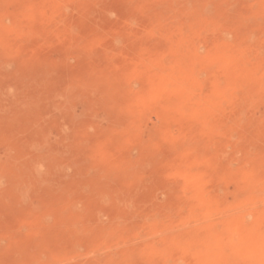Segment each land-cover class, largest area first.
Wrapping results in <instances>:
<instances>
[{
	"label": "bare ground",
	"instance_id": "obj_1",
	"mask_svg": "<svg viewBox=\"0 0 264 264\" xmlns=\"http://www.w3.org/2000/svg\"><path fill=\"white\" fill-rule=\"evenodd\" d=\"M8 1L9 0H0V10L4 9L6 7V3H7V6L9 5L8 4ZM10 1H13V0H10ZM16 1H22V0H16ZM24 1V0H23ZM46 1V0H45ZM49 0H47L48 2ZM51 1V0H50ZM59 1V0H57ZM64 1V0H63ZM74 1V0H73ZM77 1V0H76ZM75 1V2H76ZM81 1V0H80ZM136 1V0H134ZM140 1V0H139ZM137 0V2H139ZM149 1V0H148ZM163 1V0H162ZM171 1V0H170ZM176 1H179V0H175V5H173V1L172 2H169L167 0V3H166V6L168 4V2L170 3V6L168 4V8L170 10V12L172 13L171 15L173 16L174 15V18L170 19L168 18L164 24L160 22V25L159 26H154L155 24V20L156 18L154 19V25L151 24V25H148L149 27H147V29L145 28V30H148L146 34V36L143 34V38L144 36L147 38L149 37V39L147 38H144V41L148 40L150 45L151 44H155L154 42L155 41H158L157 39H159V37L157 38V36H161L166 33L167 31H170L171 29H182V28H185V25H190V23H192L193 25V20L197 18L198 15H202L206 12H210V11H206V6L207 5H210L212 4L213 2L218 4V9L217 11L213 14L212 16V19L207 21V23L205 24V28H204V33L205 35L207 34L209 36L208 40L212 42V46H215L217 44V42L220 44L219 45V48L221 47L222 48V43H225V42H219V37H217V33H218V36H219V33H221V31H225L226 33L228 32H234L236 34V37L237 40H235L234 38V41H236V45H233L231 44V47H229L230 43L228 46H226L224 44V47H228L225 48V53H226V50L230 51V55H228V58L227 60H223L224 62H226L227 65H231L233 64L234 62L237 64H239L240 62L242 64H244L246 66V69L251 72V71H254L256 70L258 67H259V62L261 60H263L261 57H260V53L262 52H259V49L262 47V49L264 50V35H262V37L260 36V39L257 43L256 39H255V45H253V41L251 43L250 41V37H253L252 35H255V32H256V35L261 32L262 33V30L264 32V28H262L261 30V27L262 25L264 26V23L261 24V22L259 23V21L257 22V17L259 18L258 15H261L264 16V12L263 14H261L262 11H258L260 9V7L264 10V3H261L262 6H259V9L257 10L258 12H254L253 15L254 17L256 16L257 14V17H256V22L254 24V22H247L248 21V17H247V21L244 23H240L238 27H234L236 24L234 22H231L229 23V25L231 24H235L233 25V27L230 25V26H223L222 24H224V22H222L226 17L230 16V15H234V13L237 12L238 8H237V5H240L238 4V2L235 0H202V8L199 9V10H194L196 11V13L194 12H191L189 7H187V9H183L185 6H182L183 8H181V5L179 3H181V0L180 2L177 4ZM239 1V0H238ZM27 5V1L25 0L24 1ZM29 2V1H28ZM32 2H34L32 0ZM52 2V1H51ZM55 2V0H54ZM53 2V3H54ZM69 1H67L68 3ZM72 2V1H71ZM78 2V1H77ZM142 1H140L141 3ZM154 2V1H153ZM153 2L151 1V3L149 4H153ZM157 2V1H156ZM244 1H242L243 3ZM255 2V0H254ZM257 2V1H256ZM259 2V1H258ZM13 3V2H12ZM17 3V2H16ZM30 3V2H29ZM37 5H41V0H35V2ZM42 3H44L42 1ZM62 4V2H59ZM99 3V2H98ZM98 3H89L88 6H89V10L92 14H96V16H98L99 18L100 17H104L103 15H105V12L107 10V7H104V6H100ZM113 3V2H111ZM148 3V2H147ZM172 3V4H171ZM11 4V3H10ZM15 4V3H13ZM19 4V2L17 3ZM50 4V3H49ZM48 4V5H49ZM52 4V3H51ZM50 4V5H51ZM55 4V3H54ZM53 4V6H54ZM72 4V3H71ZM107 4V3H106ZM119 4V3H118ZM136 4V3H135ZM142 4V3H141ZM155 4V3H154ZM153 4V5H154ZM177 4V5H176ZM207 4V5H206ZM247 4V3H246ZM260 4V3H259ZM35 6V4H33ZM46 5V4H45ZM49 5V6H50ZM78 5V4H77ZM85 5V4H84ZM104 5V4H103ZM109 5V4H108ZM107 5V6H108ZM117 5V3H116ZM180 5V8L179 6ZM242 5V4H241ZM245 5V4H244ZM11 6V5H10ZM16 7V5H14ZM18 6L17 5V9H18ZM24 6V5H23ZM29 6V5H28ZM32 5L30 4V7ZM44 6V5H43ZM56 6V4H55ZM114 6V5H113ZM127 6V5H126ZM159 6V5H158ZM249 6V5H248ZM37 8V6H35ZM51 7V6H50ZM71 7H74L75 6L72 4ZM85 7V6H84ZM120 7V6H119ZM122 7V6H121ZM132 7V6H131ZM156 7V6H155ZM242 7V6H241ZM247 7V6H246ZM10 8V7H8ZM21 8V7H20ZM24 8V7H22ZM26 8V7H25ZM43 8V7H42ZM47 8V7H45ZM49 8V7H48ZM57 8V7H56ZM55 8V9H56ZM73 8V10H75ZM112 8V7H111ZM109 8V9H111ZM115 8V7H114ZM135 8V7H134ZM167 8V9H168ZM249 8V7H247ZM30 9V8H29ZM27 9V11L29 10ZM33 9V8H32ZM41 9V7H40ZM54 9V10H55ZM59 9V7H58ZM80 9V7H79ZM85 9V8H83ZM108 9V10H109ZM123 9V7L121 8ZM127 9V8H126ZM133 9V8H132ZM141 9V8H140ZM156 9V8H155ZM155 9H153L155 11ZM180 9L183 11H180ZM196 9V8H195ZM241 9V8H239ZM244 9V7H243ZM252 9V6L251 8ZM249 9V10H250ZM261 9V10H262ZM6 10H7V7H6ZM31 10V9H30ZM38 10V9H36ZM44 10V8H43ZM52 10H53V7H52ZM53 10V11H54ZM70 10V9H69ZM77 10V8H76ZM76 10L74 11V13H76ZM113 9H111L112 11ZM115 10V9H114ZM124 10V9H123ZM136 10L138 11L137 7H136ZM142 10V9H141ZM164 11H169V10H166V7H163ZM161 10V11H162ZM242 10V9H241ZM4 11V10H3ZM17 11V10H16ZM20 12H23L22 9H19ZM26 11V10H25ZM23 12L24 14L27 12ZM49 13H50V9L48 10ZM47 11V12H48ZM51 12L50 14L48 13V15H52V13L54 14V12ZM56 11V10H55ZM65 11V10H64ZM81 11V10H80ZM110 11V10H109ZM133 11V10H132ZM135 12L134 10V13H130L128 14L124 20L125 21H128L130 24L131 22H135L137 21V24H139L140 26H142L141 24H144V23H147L146 21L148 20V17H150V14L152 13L150 10H147L145 12H143L142 14H139L138 12ZM158 11V10H157ZM164 11L161 12L162 14H164ZM206 11V12H205ZM246 11V10H245ZM251 11V10H250ZM256 11V10H254ZM7 12V11H5ZM9 12V11H8ZM46 12V11H45ZM58 11H56L57 13ZM66 12V11H65ZM85 12V11H84ZM83 12V13H84ZM122 12V11H121ZM126 12V11H125ZM156 12V11H155ZM159 12V11H158ZM179 12V13H178ZM213 12V11H212ZM247 12V11H246ZM10 13V12H9ZM13 13H14V10H13ZM12 13V14H13ZM19 13V12H18ZM28 13V12H27ZM90 13V14H91ZM110 13V12H109ZM114 13V12H113ZM169 13V12H167ZM242 13V12H241ZM245 13V12H244ZM256 13V14H255ZM15 14V13H14ZM13 14V15H14ZM21 14V13H20ZM28 14H32L29 13ZM73 14V12H72ZM72 14H69L70 17H72L71 15ZM123 14V13H122ZM155 14V13H154ZM209 14V13H208ZM206 14V15H208ZM211 14V13H210ZM2 13L0 14V17H1ZM22 15V14H21ZM27 15V14H26ZM33 15V14H32ZM35 15V14H34ZM40 15V14H39ZM75 15V14H73ZM153 15V14H152ZM157 15V14H156ZM159 15V14H158ZM165 15V14H164ZM163 15V17H164ZM247 15H249L247 13ZM6 16V15H5ZM25 16V15H24ZM53 16H56V15H53ZM68 16V15H67ZM66 15H59L57 17H53L52 18V21H51V27L53 25L54 29L62 34H66V33H69V31L72 29V25L68 19ZM162 16V15H161ZM196 16V18H195ZM246 14H244V18H245ZM30 17V16H29ZM106 17V16H105ZM104 17V18H105ZM205 17V15H204ZM209 16H207V19H208ZM234 17V16H233ZM250 17V15H249ZM22 18V17H21ZM20 18V19H21ZM31 18V17H30ZM75 18V17H74ZM158 18V17H157ZM206 18V17H205ZM2 19V18H0ZM5 17L4 19H2V21L0 23H2L1 26L2 28L4 27H7V25H3L5 24ZM16 19V18H15ZM18 19V18H17ZM94 19H96L94 17ZM107 19V18H106ZM118 19H121V18H118ZM152 19V17H151ZM162 19V18H160ZM164 19V18H163ZM206 19V20H207ZM264 19V18H263ZM23 20V19H22ZM38 20V19H37ZM36 20V21H37ZM73 20V19H72ZM150 20V19H149ZM204 20V19H203ZM4 21V22H3ZM21 21V20H19ZM24 21V20H23ZM99 21V20H98ZM105 21V20H104ZM121 22V20H119ZM165 20H163L162 22H164ZM201 21V20H200ZM8 22V21H7ZM22 22V21H21ZM72 22V21H71ZM139 22V23H138ZM159 22V20H158ZM197 22V21H196ZM217 22H222L220 25L221 26H218L217 27ZM226 22V21H225ZM46 23V21L44 22ZM43 23V25H44ZM77 23V22H76ZM99 23V22H98ZM103 23V22H102ZM107 23V22H106ZM119 23V22H118ZM151 23V22H150ZM226 23V24H228ZM259 23V24H258ZM9 24V23H8ZM20 24L19 23V29L21 28L20 27ZM22 24L24 25V23L22 22ZM82 24V23H81ZM93 24V23H92ZM95 24V23H94ZM101 24V22H100ZM104 24V23H103ZM158 24V23H156ZM17 24H15L16 26ZM26 25V23H25ZM24 25V26H25ZM47 25V24H46ZM45 25V26H46ZM50 25V24H48ZM113 25V24H112ZM129 25V24H128ZM133 25V24H132ZM137 25V27L139 26ZM145 25V24H144ZM36 26V25H35ZM42 26V25H41ZM94 26V25H93ZM101 27V25H99ZM106 26V25H105ZM103 26V27H105ZM108 26V24H107ZM120 26V24H119ZM119 26H116L119 28ZM131 26V25H130ZM128 27L126 28V30L124 31V38H125V43H126V46H125V49L126 50H130L133 48V46L137 43L138 45V40L139 38H141L142 34L140 32V30H137V27L136 29H134L133 27ZM139 26V28H140ZM147 26V25H146ZM194 26V25H193ZM200 26V25H199ZM237 26V25H236ZM10 27V26H8ZM29 27V24L26 28ZM51 27H45V28H48L49 29V32H50V28ZM92 27V26H91ZM96 27V26H95ZM109 27L110 24H109ZM108 29L110 30L111 28H113V26L111 28ZM126 27V25H125ZM191 27V26H190ZM17 29V26L14 27ZM30 28V27H29ZM43 28V27H42ZM75 27L73 26V29ZM82 28V27H81ZM121 28V27H120ZM13 29V28H12ZM41 29V27H40ZM46 29V31L48 30ZM76 29V28H75ZM99 29V28H98ZM115 29V27L113 28ZM122 29H124L122 27ZM22 30V29H21ZM21 30L19 31H16V33H18L19 35V32H21ZM86 30V29H85ZM102 32H104V30L106 31V28L103 30L101 29ZM112 30V29H111ZM174 30V31H176ZM187 29L185 28V31ZM259 30V32H257ZM14 31V29H13ZM25 31H28V30H24L23 29V34H26ZM90 31V30H89ZM100 31V29H99ZM98 31V32H99ZM115 31V30H114ZM117 31V30H116ZM184 31V32H185ZM30 32V31H29ZM72 31H70L71 33ZM95 32V31H94ZM113 32V31H112ZM118 32V31H117ZM121 32V31H120ZM144 32V31H143ZM51 33V32H50ZM116 33V32H115ZM233 33V34H234ZM73 34V32H72ZM94 34V33H93ZM101 34V33H100ZM123 34V33H122ZM260 34V33H259ZM54 35V34H53ZM109 35V34H107ZM118 34H116V37H117ZM148 35V36H147ZM171 35V34H170ZM169 32H168V35L165 36L166 38L168 37L169 38ZM174 35V34H173ZM172 35V36H173ZM221 35V34H220ZM255 35V36H256ZM13 36V34H12ZM15 36V35H14ZM50 36V35H49ZM91 36V35H90ZM94 36V35H93ZM96 36V35H95ZM111 36V35H110ZM121 36V34H120ZM184 36V35H183ZM203 36V35H202ZM225 36V35H224ZM259 36V35H257ZM2 37V36H1ZM6 37V35H5ZM11 37V36H10ZM21 37V36H20ZM39 37V36H38ZM54 37V36H53ZM71 37V36H70ZM92 37V36H91ZM98 37V36H97ZM101 37V36H100ZM108 37V36H107ZM106 37V38H107ZM113 37V36H112ZM111 37V38H112ZM164 37V38H165ZM175 37V36H174ZM204 37V36H203ZM16 38V37H15ZM19 38V37H18ZM51 38V36H50ZM65 38V37H64ZM105 39V37H103ZM165 38V39H166ZM170 38H172L170 36ZM202 38V37H201ZM207 38V37H206ZM227 38V37H226ZM256 38V37H255ZM54 39V38H53ZM73 39V37H72ZM98 39V38H97ZM100 39V38H99ZM110 39V38H109ZM117 39V38H116ZM114 39V41L116 40ZM146 39V40H145ZM205 39V38H204ZM252 39V38H251ZM36 40V39H35ZM59 40V39H58ZM64 40V39H63ZM93 40V39H92ZM102 40V38H101ZM167 40V39H166ZM165 40V41H166ZM170 40V39H169ZM223 40V38H222ZM232 40V39H231ZM249 40V41H248ZM13 41V40H12ZM11 41V42H12ZM17 41H19L17 39ZM16 41V42H17ZM68 41H69V38H68ZM67 41V42H68ZM108 41V40H107ZM120 41H121V38H120ZM140 41V40H139ZM143 41V40H142ZM247 41V42H246ZM15 42V43H16ZM22 42V40L19 42V44ZM35 42V41H34ZM64 42V41H63ZM70 42V41H69ZM73 42V41H72ZM82 42V41H81ZM103 42V41H102ZM110 42V41H109ZM116 42V41H115ZM159 42V41H158ZM162 42V41H161ZM39 43V42H37ZM36 43V44H37ZM51 43V42H50ZM95 43V42H94ZM97 43V42H96ZM98 43H101V42H98ZM105 43V42H104ZM122 43V42H121ZM124 43V44H125ZM169 43V42H168ZM194 43V42H193ZM17 44V43H16ZM32 44H34L33 42L31 43V46H33ZM78 44V43H77ZM81 44V43H80ZM103 44V43H102ZM106 44V43H105ZM109 44V43H107ZM106 44V45H107ZM215 44V45H214ZM35 45V44H34ZM45 45V44H44ZM43 45V46H44ZM54 45V44H52ZM74 45V44H73ZM99 45V44H98ZM98 45H96L98 47ZM171 45V43H170ZM1 46V45H0ZM17 46V45H16ZM21 46V45H20ZM19 46V47H20ZM38 46V45H37ZM40 46V44H39ZM47 46V45H46ZM45 46V47H46ZM57 46V44L55 45ZM54 46V47H55ZM68 45H66L67 47ZM124 46V45H123ZM139 46V45H138ZM137 46V47H138ZM197 46V45H196ZM72 47V46H70ZM84 47V46H83ZM91 47V46H90ZM102 47V46H101ZM107 47V46H106ZM105 47V48H106ZM108 50L106 51V54H116L117 51L114 50L113 48L111 49V45L108 46ZM115 47V45H114ZM122 47V46H121ZM148 45L144 48L145 50L147 49ZM152 45L148 48H151ZM211 47V46H210ZM209 47V49H210ZM9 48H11L9 46ZM13 48V47H12ZM26 48V47H25ZM28 48V47H27ZM41 48H43L41 46ZM68 48V47H67ZM118 48V47H117ZM156 48L155 47H152V49ZM174 48V47H173ZM187 48V47H186ZM230 48V50H229ZM7 49V48H6ZM37 49H39L37 47ZM50 49V47H49ZM60 49V48H59ZM64 49V48H63ZM88 49V48H87ZM224 49V48H223ZM222 49V50H223ZM4 50V49H3ZM9 50V49H8ZM14 50V49H13ZM15 50L16 47H15ZM14 50V51H15ZM68 50V49H67ZM105 50V49H103ZM125 50V51H126ZM174 50V49H173ZM177 49H175L174 51H176ZM190 50V49H189ZM216 50H219L218 48H216ZM28 51V50H27ZM36 51V50H35ZM43 51V50H42ZM120 51V50H119ZM147 51V50H146ZM153 53H154V50H152ZM169 51V49H168ZM221 51V50H219ZM8 52V51H6ZM10 52V51H9ZM23 52H24V48H23ZM30 52V51H29ZM38 52V51H37ZM66 52V51H64ZM68 52V51H67ZM121 52H124L121 51ZM131 52V51H130ZM135 52V51H134ZM171 52V51H169ZM210 52H212L210 50ZM217 53V51H214ZM212 52V54L214 53ZM16 53V52H15ZM45 53V52H44ZM104 53V52H103ZM138 53V52H137ZM136 53V54H137ZM144 53V52H143ZM151 53V51L149 52ZM152 53V54H153ZM3 54V53H2ZM83 54V53H81ZM105 54V55H106ZM124 54V53H123ZM122 54V55H123ZM152 54H149L152 56ZM201 54V53H200ZM205 54V53H204ZM209 54V53H208ZM215 54V53H214ZM221 54V53H220ZM223 54V53H222ZM221 54V56H222ZM32 55V54H31ZM37 55V54H36ZM35 55V56H36ZM119 56L121 55L118 54ZM121 55V57H122ZM127 55V54H126ZM133 55V54H132ZM217 55V54H216ZM227 55V54H225ZM17 56V55H16ZM89 56V55H88ZM104 56V55H103ZM102 56V57H103ZM108 56V55H107ZM110 56V55H109ZM117 56V58L119 57ZM130 56V54L128 55V57ZM148 56V55H147ZM198 56V55H197ZM264 56V55H263ZM6 57V56H3V58ZM91 57V56H90ZM111 57V56H110ZM125 57V56H124ZM199 57V56H198ZM201 57V56H200ZM223 57V56H222ZM226 57V56H225ZM21 58V57H20ZM37 58V57H36ZM42 58V56H41ZM85 58V57H84ZM113 58H115V56H113ZM145 58V57H143ZM205 58V57H204ZM26 59V57H25ZM79 59V58H78ZM94 59H95V56H94ZM109 59V58H108ZM112 59V58H111ZM124 59V58H123ZM130 59V58H129ZM158 59V58H157ZM182 59V57H181ZM191 59V58H190ZM189 59V60H190ZM198 59V58H197ZM203 60V58H200ZM10 60V59H9ZM62 60V59H61ZM61 60H54L52 58H45V59H38V60H35L34 58V62L32 60L31 64L28 65V67L24 68V73H15V74H9L7 73L4 69H1V67H3V59H2V56L0 55V138L2 139H6L9 143H10V147L12 150L15 151V154L12 155L11 160L9 161L8 159V162L6 164H1L0 163V191H3L1 193H5V197H1L0 195V206L2 207H7L9 206L8 208H4V210L6 209H10L11 211H16L18 213H15V214H20V216H25L28 218V220L30 219L32 221V223H34V228H28V231L26 230V232H29V229L31 230L30 233L26 236V238L23 240L24 242H21L20 245H19V248L18 250H15V251H12L11 249V252H7L6 251V255H7V258L4 259V262L5 264H20L22 263L23 261H27V264L28 261L31 263V264H42L41 261L44 259H42V257L40 258L41 261L37 260V253H39L41 250L39 247L43 245L46 246V249H48L49 253L46 251V250H43V248H41L43 251L42 255L44 254L45 256V253H46V258L48 259L46 263L44 264H169V259L170 258H175V257H183L184 260L187 262H185V264H215L214 262H217L219 264H234L236 262H231V257L230 256H234L236 255L238 257V254L240 255V253L242 251H246V252H249L246 253L245 255H249V258L246 259V261L244 263H241V264H259L258 262L261 261L262 259H264V230H263V226L261 225V222H263L264 220V212L260 213L258 212L259 214L257 215V221L260 220L259 222H255V224L253 226H250L247 228V226L245 225V222L241 219H237L235 220V222H233V224H235V226L233 227V229H231L232 227L230 226V224H232L229 220H227L228 222H225L226 226H227V231L221 233L217 230L218 228V223L216 224V222H211L209 220V218L211 217L212 218V214L217 212L219 214H225V213H228V211L231 209V206L230 204L223 199H221L220 197L217 196H212L209 200L205 199V195H197L195 197V200L193 201L194 202V206L192 209L191 212H188V213H183V211L181 212L178 208L180 207L178 205V202L182 201H177L175 199V197H171V199L169 200V202H167L165 205H156V200L153 198L152 201H154L155 203H152V202H149L147 201V197L145 196L147 194V192L150 190L149 187L147 185H149L150 182H144L143 181V174H144V169H143V166L145 168V164H153L151 168H155V163L156 162H159V166L160 164L162 163H165L167 160L169 161V159L171 158V156L175 155V152L173 151L172 153V148L174 147L173 145H175L176 143V146L177 145H180V144H186V142H188V138H193L195 140V137H198L197 139L198 140H201L200 138H203V136H206L204 133H207V131L205 132L204 130H206V128H210V126L214 127L217 125V127L215 128H219L218 131L216 129V131L218 132L217 135L220 136L219 139H226L227 138V135H229L228 133H230V127L228 128V130H224L222 127H221V123L222 125L224 124L223 122L225 121V119H227L228 117L231 118V110L232 109H236V108H239V107H242V109H244L243 107H247V105H252V101L250 100H246L243 99L242 96L240 97H236L237 95V91H242L244 90L245 88V84H240L241 86H239V84H232L234 85L231 86V84L228 85V87H222V86H225V85H222L220 82V78L219 77H212V81H211V84L212 87H210V95L208 96H211L213 95L214 96V100L213 101L212 99V103H210L209 101H202V103H197L199 101L200 98L196 99V101H193V97L190 96L188 93L186 94L185 97H181V98H175L173 100L170 99V101L168 100L169 98L166 97V95H169V91H171V82L167 79H170L171 76L173 77H176V78H179L181 76V74L183 73L182 70H177L176 72H172L170 74L167 73V71L165 73H162V76L164 77H161L163 78V81L161 79V81L157 84V88L159 91V93H157V91H155L156 94H152V95H156L157 97L155 96H152L153 99H154V103L153 104H159L158 102H162V100L164 98H167L168 102H169V106L171 111L170 113L172 112V114H170V118L172 117V115L174 116V114H177V112H179L180 110H184L186 109V107L188 105H194L196 102L197 105L195 106L197 109L199 110H203L202 113H200V111L198 112L199 114L196 115V116H193L192 117V125H194L193 123L196 122V124L198 125L197 126V130L190 133V130L189 132L187 131V135L185 133V137H188L186 139V141L183 140V142L181 141L182 140V135L180 136V138L178 137V139H176L175 137V140L173 139V136H169V139H163V138H160L163 134V137H164V132L165 130H160V129H164L163 126H157L156 127V123L154 124L151 120V122L153 124H151V126L155 125V127H151L153 128L154 132L157 134H155V136H152L150 135V139H147V141H145L141 135V139L139 138L140 136H138V139L135 135H138V133H140L141 131V128H142V125L144 124H147L149 121H147V112L149 111L150 108H148L146 105H143L145 103H140V102H135L134 104H131L130 106H132L130 108V106L128 105H124L123 103H126V104H129L128 101L129 100H121L123 101L122 102V107L119 106L118 108H123L125 110L129 109L130 108V111H125V112H130L128 115L127 113L124 114L123 116H120L116 119L115 117H112L111 115V125L108 129H106V131H100L99 129L97 130V138L98 139H95V138H92V141L93 143L95 144V142H99L98 146L97 147H93V148H88L87 146L84 145L83 142H78L76 140H74V146H73V152L70 154V155H67L66 152L62 149H59V150H45L44 151L42 148H43V142L42 140L43 139H46L45 137L44 138H40V137H37L36 134H32L31 137L29 136V138H26V140L24 139H18L17 138V133H19L22 129H24V126H22V124H27L26 122L29 120H32V126H35L37 125V123L39 121H44V117L42 116L43 114L42 111L40 112L39 110L41 109L40 107H42L43 103H42V93H44V90H46V86L49 84V81L52 80V77L54 78L55 75H59L60 72H65L67 73L68 76H66V80H64L66 86L64 91H67L69 94H70V97L72 100H78V101H81L85 107L84 110L85 112L83 114H85V118H86V123H84V128L85 129H88L89 127L93 126L95 127L96 126V121H95V117L97 116V112L99 110H104L105 109V106L107 105L106 103L108 101H110L109 99H111V94L108 93V92H103L102 93V90L96 88V84L102 82L100 81L99 77H98V74L97 72H92L91 70L86 72V73H79L78 72H73L69 69H67L66 65L64 64L63 61ZM65 60V59H64ZM86 60V59H85ZM96 60V59H95ZM138 60V58H137ZM93 61V59H92ZM106 61V60H104ZM114 60H112L113 62ZM120 61V60H118ZM131 61V60H129ZM165 61V60H164ZM180 61V60H179ZM201 61V60H200ZM214 61V60H213ZM219 62V60H217ZM222 61V62H223ZM95 62V61H94ZM98 62V61H97ZM120 62H123L120 61ZM160 62V61H159ZM178 62V61H177ZM207 62H210L209 60ZM26 63V62H25ZM117 63V62H116ZM125 63H126V60H125ZM164 63V62H163ZM183 63V62H182ZM199 63V62H198ZM204 63V65H201L202 67L205 66V64H207L204 61H202V64ZM98 64V63H97ZM101 65H103V62L101 60V62L99 63ZM106 64V63H105ZM134 64V63H133ZM146 64V63H145ZM153 64V63H152ZM213 64V63H212ZM225 64V63H224ZM226 64L224 65L227 69V66ZM96 65V64H95ZM100 65V66H101ZM111 64H109V69L111 68L110 66ZM113 65V64H112ZM126 65V64H125ZM179 65V64H178ZM192 65V64H191ZM234 65V64H233ZM240 65V64H239ZM238 65V66H239ZM27 66V65H26ZM114 66V65H113ZM116 66V65H115ZM119 66V65H118ZM139 66V64H138ZM153 66V65H151ZM171 66V64L169 65V67ZM199 66V65H198ZM241 66V65H240ZM96 67V66H95ZM107 67V66H105ZM117 67V66H116ZM179 67V66H178ZM177 67V68H178ZM182 67V66H181ZM202 67H199V68H202ZM237 67V66H235ZM80 68V67H79ZM85 68V67H84ZM88 68V67H87ZM101 68H104L101 67ZM118 68V67H117ZM132 68V67H130ZM134 68V67H133ZM139 68V67H138ZM142 68V67H141ZM145 68V67H144ZM151 67H149L150 69ZM168 67L166 66V69ZM176 68V66H175ZM188 68V67H187ZM192 68V67H191ZM189 68L188 70H193L192 73H197L196 69V65L191 69ZM204 68V67H203ZM238 68V67H237ZM113 69V68H112ZM116 69V68H115ZM147 69V67H146ZM146 69L144 70V72L146 71ZM153 70V68H151ZM150 69V70H151ZM179 69V68H178ZM221 69V68H220ZM224 69V70H225ZM233 70L232 67H229L228 70ZM236 69V68H234ZM245 69V67H244ZM80 70V69H79ZM102 70V69H101ZM136 70V68H135ZM134 70V71H135ZM138 70V69H137ZM206 70V69H205ZM222 70V72L224 71ZM245 70V72L247 71ZM258 70V69H257ZM99 71V70H98ZM112 71L111 69L108 70V73ZM127 71V70H126ZM148 71V70H147ZM242 71H244L242 69ZM80 72V71H79ZM103 72L102 71V74L101 76L103 77ZM105 72H107L106 68H105ZM104 72V73H105ZM133 72V71H132ZM136 72V71H135ZM139 72V70H138ZM138 72H136L138 74ZM143 72V73H144ZM221 72V73H222ZM225 72V71H224ZM111 73V72H110ZM114 73V72H113ZM140 73V72H139ZM150 73V72H149ZM159 73V72H158ZM191 73V72H190ZM189 73V74H190ZM191 73V74H192ZM220 73V74H221ZM226 73V72H225ZM229 73V72H228ZM241 73V72H240ZM247 73V72H246ZM19 74H22L19 76ZM100 74V73H99ZM133 74V73H132ZM136 74V75H137ZM200 74V73H199ZM215 74V73H214ZM217 74V73H216ZM219 74V73H218ZM219 74V75H220ZM224 73H222L223 75ZM243 76H244V73L242 72ZM254 74V73H253ZM253 74H251V77L253 76ZM130 75V74H129ZM129 75H126L127 77ZM135 75V76H136ZM140 75V74H139ZM142 75V74H141ZM145 75V73H144ZM160 75V74H159ZM184 75V74H183ZM213 75V74H212ZM226 75V74H225ZM224 75V76H225ZM247 75V74H246ZM245 75V76H246ZM259 75H260V72H259ZM257 74L256 77L259 76ZM264 75V74H263ZM261 75V76H263ZM100 76V77H101ZM126 76H125V79H124V82L126 81ZM154 76V75H153ZM158 76V75H157ZM179 76V77H177ZM191 76V75H189ZM188 76V77H189ZM210 76V75H209ZM221 76V75H220ZM244 76V77H245ZM249 76V74L247 75ZM246 76V77H247ZM61 77H64V76H61ZM101 77V78H102ZM105 77V76H104ZM106 77H108L106 75ZM105 77V78H106ZM143 77V76H141ZM140 77V78H141ZM172 78L171 81L176 78ZM187 77V78H188ZM196 77V76H195ZM250 77V76H249ZM105 78H102V79H105ZM109 78V77H108ZM154 78V77H153ZM160 78V77H159ZM192 78V77H191ZM190 78V79H191ZM200 78V77H199ZM248 78V77H247ZM25 79H29V82H31L30 86L29 87H20L19 86V82L20 81H24ZM111 79V78H110ZM112 79H114L112 77ZM223 79V77H222ZM226 79V78H225ZM246 79V78H245ZM260 79H262L264 81V76L261 77ZM57 80V78H56ZM55 80V81H56ZM120 80V79H119ZM122 80V79H121ZM128 80L130 81L131 79H129L128 77ZM127 80V82H129ZM159 80V79H158ZM184 80V79H183ZM195 81V79H193ZM198 80V79H197ZM196 80V81H197ZM201 80V79H200ZM205 80V78H204ZM27 81V80H26ZM111 81V80H110ZM114 81V80H113ZM112 81V82H113ZM123 81V80H122ZM176 81V80H175ZM178 81V80H177ZM193 81V82H194ZM199 81V80H198ZM222 81V80H221ZM261 81V80H260ZM133 82V81H131ZM135 82V81H134ZM133 82V83H134ZM174 82V81H172ZM191 82V83H193ZM223 82H226V80L223 79ZM259 82V81H258ZM25 82H23L24 84ZM56 83V82H55ZM104 83H107L104 82ZM111 83V82H110ZM178 83V82H176ZM180 83V81H179ZM195 83V82H194ZM227 83V82H226ZM229 83V82H228ZM260 83V82H259ZM22 84V83H20ZM58 84V83H57ZM56 84V85H57ZM61 84V82L59 83ZM63 84V83H62ZM101 84V83H100ZM109 84V83H108ZM112 84V83H111ZM109 84V85H111ZM126 84V83H125ZM196 84V83H195ZM194 84V85H195ZM202 84V83H201ZM26 85V84H24ZM64 85V84H63ZM62 85V86H63ZM119 85V84H118ZM123 85V83H122ZM237 85V86H236ZM27 86V85H26ZM117 86V85H116ZM174 87V85H172ZM179 86V85H178ZM187 86V85H186ZM193 86V84H192ZM236 86V87H235ZM105 87V86H104ZM103 87V89H104ZM48 88V87H47ZM106 88V87H105ZM127 88V87H126ZM125 88V89H126ZM201 88V87H200ZM57 89V88H56ZM151 89H154L153 87ZM155 89V90H156ZM173 89H176L175 87L172 88V91ZM178 89V88H177ZM196 89V88H195ZM198 89V88H197ZM233 89H235V97H233ZM101 90V91H100ZM105 90V89H104ZM108 90V89H107ZM130 90V89H129ZM133 90V88H132ZM131 90V91H132ZM193 90V89H191ZM202 90V88L200 89V91ZM259 90L260 91H264V84L263 83H260V87H259ZM47 91V90H46ZM60 92V89L57 90ZM113 91V90H112ZM154 90H152V93H153ZM197 91V90H196ZM62 92V90H61ZM128 92V91H127ZM53 93H56L55 90ZM114 93V92H113ZM123 93V92H121ZM132 93V92H131ZM129 93V94H131ZM135 93V92H134ZM132 93V94H134ZM168 93V94H167ZM175 93V92H174ZM182 93L185 94L184 90L183 92H180L181 96L183 95ZM196 93V92H195ZM61 93H58L57 95H59ZM64 94V93H63ZM61 94V95H63ZM117 94V93H116ZM120 94V93H119ZM145 94V93H144ZM150 94V93H149ZM180 94H179V97H180ZM240 94L242 95L243 93L240 92ZM239 94V95H240ZM126 96V93L124 94ZM128 95V94H127ZM189 95V96H188ZM197 95V94H196ZM199 95H202V93L200 92ZM264 95V94H263ZM48 96V94H47ZM56 96V95H55ZM65 96V94H64ZM63 96V97H64ZM120 96V95H118ZM122 96V94H121ZM129 96V95H128ZM184 96V95H183ZM207 95V99L209 98ZM44 97V96H43ZM46 97V96H45ZM114 96H112L113 98ZM116 97V96H115ZM114 97V99H115ZM130 97H134L133 95ZM142 97V96H141ZM139 97V98H141ZM147 97V96H146ZM170 97V96H168ZM178 97V96H177ZM205 97V99H206ZM55 98V97H54ZM60 98V97H59ZM58 98V99H59ZM118 98V97H117ZM117 98H116V101H117ZM121 99V97H119ZM138 98V99H139ZM148 98V97H147ZM171 98V97H170ZM196 98V97H195ZM213 98V97H211ZM6 99H13V101H16L15 103H17L18 105H15L14 104H11V105H8L6 104ZM57 99V100H58ZM119 99V100H120ZM126 99V98H125ZM131 99V98H130ZM202 99V98H201ZM67 100V99H66ZM118 100V102H119ZM132 100V99H131ZM144 100V99H143ZM147 100H152V98H149ZM234 100V102H233ZM253 100V99H252ZM59 101V100H58ZM115 101V100H114ZM124 101H127V102H124ZM142 101V99L140 100ZM156 101V102H155ZM164 101V100H163ZM61 102V101H60ZM153 101H150V102H147V103H151ZM167 102V103H168ZM171 102V103H170ZM200 102V101H199ZM203 102H208L210 104H204ZM233 102V103H232ZM69 103H71L69 101ZM114 102H111V104L114 106L115 104H113ZM120 103V102H119ZM131 103V102H130ZM146 103V104H147ZM163 103V102H162ZM55 104H58V103H55ZM82 104V105H83ZM117 104V103H116ZM66 105V104H65ZM143 105V106H142ZM161 104H159L160 106ZM164 105V104H162ZM188 106V109H190ZM44 106V105H43ZM64 106V105H63ZM73 106V104H72ZM117 107V105H115ZM114 106V107H115ZM153 106V105H152ZM165 106V107H166ZM58 107L55 106V108ZM110 107V106H109ZM113 107V108H114ZM194 107V108H195ZM40 108V109H39ZM59 108V107H58ZM57 108V109H58ZM66 108V107H64ZM120 108V109H121ZM161 108V106L159 107ZM193 108V109H194ZM60 109V108H59ZM70 109V108H69ZM109 109V108H108ZM164 109V108H162ZM169 109V110H170ZM252 109V108H251ZM110 110H111V107H110ZM109 110V111H110ZM114 110H117V109H114ZM112 109V111H114ZM148 110V111H147ZM155 110V109H153ZM157 110H158V107H157ZM192 110V109H191ZM238 110V109H237ZM254 110H255V107H254ZM44 111V110H43ZM111 111V112H112ZM119 111V110H117ZM116 111V112H117ZM156 111V110H155ZM198 111V110H197ZM234 111V110H233ZM58 112V110L56 111ZM72 113V111H70ZM108 112V110H107ZM123 111L121 112H117V115L122 113ZM140 112V113H139ZM146 112V116H140V114L142 115V113ZM159 112V110H158ZM181 112V111H180ZM185 112V111H184ZM187 112V111H186ZM241 112V110H240ZM60 113V111L58 112ZM153 113V112H152ZM168 113V112H167ZM183 113V112H182ZM193 114V112H191ZM254 113V112H253ZM66 114V113H65ZM108 114L110 115V113L108 112ZM113 114V113H111ZM139 114L138 117H135V115ZM144 114V115H145ZM190 114V113H189ZM235 114V113H234ZM72 115V114H71ZM74 115V114H73ZM128 117H126V116ZM154 115V114H153ZM162 115V114H161ZM180 114H178L179 116ZM236 115V114H235ZM253 115V114H252ZM51 116V115H50ZM116 116V115H115ZM125 116V117H124ZM158 116V115H156ZM165 116V114H164ZM169 116V115H168ZM187 117V114L185 115ZM184 116V117H185ZM242 116V115H241ZM250 116V115H249ZM65 117V116H64ZM68 119H69V122H72L74 119L73 117H71L70 115H67ZM75 117V115H74ZM149 117V116H148ZM151 117V115H150ZM163 121L166 122L169 118L167 117H163V115L161 116ZM161 117L159 119H161ZM180 117H182V115H180ZM48 118V117H47ZM52 118V117H51ZM50 118V119H51ZM77 118V117H76ZM75 118V119H76ZM191 118V117H190ZM234 118V117H233ZM239 118V117H238ZM252 118V117H251ZM53 119V118H52ZM51 119V120H52ZM55 119V118H54ZM78 119V118H77ZM152 119V117L150 118ZM172 119V118H171ZM176 119V118H174ZM180 119V118H178ZM236 119V118H235ZM261 119V118H260ZM47 119H45L46 121ZM62 120V119H61ZM158 120V119H157ZM170 120V119H169ZM168 120V122H169ZM183 121H185L184 119H182ZM189 120V119H188ZM232 120V119H231ZM253 120V119H252ZM41 121V122H42ZM83 121V120H82ZM133 121V122H132ZM178 121V120H177ZM181 121V120H179ZM52 122V121H51ZM64 122V121H63ZM128 122L130 123H135L136 125L134 126H137L136 128H132V127H129L127 126V129L126 131L125 128L126 126H124L125 124H127ZM157 122V121H156ZM167 122V123H168ZM172 122V120L170 121ZM169 122V123H170ZM48 123V122H47ZM125 123V124H124ZM130 123H128L127 125H130ZM173 123H177L176 120L175 122ZM187 123V121H186ZM189 123V122H188ZM187 123V124H188ZM246 123V121H245ZM244 123V124H245ZM39 124V123H38ZM149 124V125H150ZM171 124V123H170ZM170 124H167L168 127ZM229 124V123H228ZM228 124H227V127H228ZM132 125V124H131ZM148 125V124H147ZM158 125V124H157ZM162 125V124H161ZM190 125V123H189ZM124 126V128H123ZM166 127V126H165ZM190 127V126H189ZM196 127V126H195ZM212 127V128H213ZM99 128V127H98ZM129 128L133 129V130H128ZM191 128H193V126H191ZM33 129V128H32ZM39 129V128H38ZM123 129V130H122ZM235 129V128H233ZM78 129H76L77 131ZM91 130V129H90ZM169 130V129H168ZM188 130V128L186 129ZM242 130V129H241ZM27 132V130H25ZM30 131V130H29ZM88 131V130H87ZM92 131V130H91ZM209 131H211V129H209ZM211 135H213L211 132H209ZM215 131V129H214ZM259 131V130H258ZM262 131V130H261ZM259 131V132H261ZM126 132H128V137L125 136ZM129 132L134 134L135 138L138 140L139 144L142 146V154L140 156H138V162H132L128 157H126V155L124 154L123 155V149L122 146L124 145V143L129 140L130 142V145H132V143H135V142H131V141H134L133 139L135 138H130V135L132 137V134L129 135ZM245 132V131H244ZM264 132V130L262 131ZM28 133V132H27ZM25 133V134H27ZM20 134V133H19ZM23 134V135H25ZM29 134V133H28ZM152 134V133H151ZM166 134H170V133H166ZM260 133H258V136H259ZM30 135V134H29ZM160 136L159 138L161 139V143L163 141L164 145L161 144V147L159 146V144L157 143V141H154V140H157L158 138L154 139V137H157V136ZM216 135V136H217ZM250 135V134H249ZM261 135H264L261 134ZM28 136V135H27ZM45 136V135H44ZM53 136V135H52ZM88 136V135H87ZM91 136V135H90ZM151 136L153 138H151ZM190 136V137H189ZM208 136V135H207ZM206 136V137H207ZM21 137V136H20ZM95 137V136H94ZM127 137V138H125ZM211 137V136H210ZM90 138V137H89ZM125 138V139H124ZM172 138V139H170ZM218 137H216V139H207L206 141L209 140V142H212V141H215L217 140ZM42 139V140H40ZM135 139V140H136ZM159 139V140H160ZM192 139V140H193ZM96 140V141H95ZM190 140V139H189ZM222 140L220 143H222ZM229 140V139H226V141ZM85 141H90L91 142V139H88L85 140ZM156 142V144H158V149L156 147V144H154L155 146L152 147V143ZM177 141H178V144H177ZM241 141V140H239ZM97 142V143H98ZM174 142V143H173ZM182 142V143H181ZM190 142V141H189ZM45 143V142H44ZM67 143V141H66ZM93 143H90L91 146ZM96 143V144H97ZM180 143V144H179ZM192 143V142H191ZM202 143V142H201ZM216 143V141H215ZM224 143V141H223ZM259 143V142H258ZM46 144V143H45ZM70 144V143H69ZM93 144V145H94ZM123 144V145H122ZM218 144V142H217ZM253 144V143H252ZM122 145V146H120ZM127 146H129V143L125 144ZM136 145V143H135ZM221 145V144H220ZM255 145V144H253ZM127 146H123L124 148H126ZM140 146V147H141ZM164 146V147H163ZM173 146V147H171ZM192 146V145H190ZM189 146V147H190ZM214 146V145H213ZM156 147L157 150H155L154 148ZM163 147V149H162ZM171 147V149H170ZM193 147V146H192ZM202 147V146H201ZM249 148V147H248ZM257 148V147H255ZM10 149V150H11ZM160 149V150H159ZM219 150V149H218ZM244 150V149H243ZM9 151V150H8ZM170 151V152H169ZM187 151V150H186ZM197 151L194 150L193 152H191V154H195ZM217 152V151H216ZM251 152V151H250ZM258 152V151H257ZM8 153V152H6ZM213 153V152H212ZM215 153V152H214ZM213 154H207V155H201L199 157V159H193L191 160L189 166L192 167L191 170H193L195 168V170L191 171L189 169H187V171L185 173H183V176L181 178V183L182 184H189V183H196V184H201L200 186H202V184H205V183H209V185H213L212 187H214V184L215 182H211L213 181L212 177L216 174H218V176H220L219 174L225 171H228L227 170V166H225L224 164H222L219 160V155H220V152H218V155H214ZM246 153V152H245ZM11 154V153H10ZM9 154V155H10ZM179 154V153H178ZM252 154V153H251ZM181 155V154H179ZM248 155V153H247ZM7 156V155H6ZM177 156V154H176ZM246 156V155H245ZM249 156V155H248ZM4 157V156H3ZM9 157V156H8ZM140 157V159H139ZM178 157V156H177ZM183 157V155L181 156ZM187 157V156H186ZM254 157V156H253ZM195 158V157H194ZM100 159V160H99ZM133 159V158H132ZM137 159H135L137 161ZM190 159V157H189ZM192 159V158H191ZM134 160V161H135ZM89 162L91 163L90 166L86 169H76L75 170V175L74 177H71L70 179H67L68 177H66L65 175V167L66 166H74V165H79L81 162ZM100 161V162H99ZM107 161H113V165L111 163V168L109 167L108 169V166H106V164H108ZM176 161H174L175 163ZM151 163V164H150ZM168 163V162H167ZM170 163V161H169ZM173 163V164H174ZM83 164V163H81ZM176 164V163H175ZM165 165V164H164ZM264 165V164H263ZM71 166V167H72ZM163 166V165H162ZM168 166H173V165H169ZM256 167L259 165H255ZM261 166V165H260ZM75 167V166H74ZM163 167H166V166H163ZM257 167V169H258ZM262 167V166H261ZM260 167V168H261ZM264 167V166H263ZM262 167V171L261 170H255L254 168V173H251V175H249L248 177H246L244 179V184H242V190L239 191L242 193L241 198H237L236 200V205H235V210L237 209L238 211L239 210H248L251 212L252 209H254L255 205L258 203V202H263L261 201L262 200V197H261V192L262 190H264V168ZM68 168V167H66ZM175 168V165L173 167V169ZM187 168V167H186ZM189 168V167H188ZM159 169V167H158ZM162 169V168H161ZM166 169V168H165ZM172 169V170H173ZM72 170V169H71ZM85 170V173L83 172ZM160 170V169H159ZM158 170V171H159ZM248 170V169H247ZM94 172V174H92V172ZM153 171V170H152ZM178 171V170H177ZM191 171V172H190ZM160 172H162L161 170L158 172L159 174H161ZM235 172V171H234ZM92 176H91V174ZM146 173V172H145ZM175 173V172H174ZM67 174V173H66ZM69 175V174H68ZM153 176L156 177V174L154 175L152 173ZM162 175V174H161ZM164 175V174H163ZM162 175V176H163ZM173 175V174H171ZM171 175L169 177H171ZM225 175V174H224ZM247 175V174H246ZM81 179H80V178ZM161 177V176H160ZM176 177V176H175ZM163 178V177H162ZM173 178V177H171ZM170 178V179H171ZM65 179V182L63 183L62 180ZM161 178H159L158 180L160 181ZM81 180V181H80ZM169 180V179H168ZM216 180H217V176H216ZM215 180V181H216ZM146 181V180H145ZM158 181V182H159ZM171 181V180H170ZM152 182V181H151ZM211 182V183H210ZM221 182V181H220ZM239 182V181H238ZM5 183V184H3ZM147 183V185H146ZM161 183V182H160ZM160 183H158L160 185ZM165 183V181H164ZM167 183V181H166ZM173 183V181H172ZM156 184V183H155ZM157 184V185H158ZM169 184V183H168ZM218 184V183H217ZM153 185L152 184V187L150 188H153ZM176 186H178V182L176 180V183H175ZM220 185V183H219ZM83 186H86L89 188V192H85L84 189H83ZM199 186V187H200ZM215 186H216V183H215ZM49 187H54L56 189H58V193L53 195V196H44V191L45 189ZM164 187V186H163ZM167 187H170V186H167ZM166 187V189H167ZM198 187V186H197ZM208 187H211V186H208ZM211 187V188H212ZM158 188V187H156ZM174 188H179V187H174ZM206 188H207V185H206ZM215 188V187H214ZM217 188V186H216ZM220 188V186H219ZM226 188V187H225ZM155 189V188H154ZM249 189H252L250 191H252L250 193ZM173 190V189H172ZM179 190V189H178ZM181 190V189H180ZM155 191V190H154ZM159 191H160V187H159ZM167 191H170V189L168 188ZM165 190V193L167 192ZM177 191V190H176ZM205 191V190H204ZM48 192V191H47ZM153 192V191H151ZM157 192V191H156ZM180 192V191H179ZM214 192V191H213ZM219 192V191H218ZM170 193V192H169ZM149 194V192H148ZM175 194V193H173ZM177 194V197H181L179 196L178 194V191L176 192ZM225 194V192H224ZM228 195V193H226ZM225 194V195H226ZM153 195V194H152ZM169 195V194H167ZM181 195H182V192H181ZM183 196V195H182ZM185 196V195H184ZM10 197L14 199V201L12 200L10 203V205H8L6 202H8L10 200ZM41 198L40 200H45L43 203L46 204V200H47V206H46V209L47 210H55L57 213H58V219H57V225L56 227H54V229L50 232H47L46 233V228L45 226L43 225L44 221L42 222V217H41V214L42 212H44L45 208L44 209H41L39 207H37L35 204V202L31 203L29 205H26V198H31V199H35V198ZM150 197V195H149ZM223 197V196H222ZM239 197V196H238ZM152 198V197H150ZM186 198V197H185ZM194 198V197H193ZM184 199V197H183ZM35 200H38V199H35ZM150 200V199H148ZM207 200V205H208V208H206V211L201 214V215H198V214H195V213H198V211L196 212V209L201 207L202 205L204 206V203L206 202ZM165 201V200H164ZM185 201V200H183ZM188 201V200H187ZM185 201V202H187ZM191 201L190 204H192L193 202ZM43 202V201H42ZM190 202V201H189ZM5 205H4V204ZM29 203V202H28ZM40 203V201H39ZM259 203V204H260ZM181 204V203H180ZM232 204V203H231ZM41 205V204H39ZM132 205V207H131ZM182 205V204H181ZM185 205V204H184ZM183 205V206H184ZM206 205V203H205ZM189 206V205H188ZM233 206V205H232ZM210 207H212L213 209H210ZM184 208V207H183ZM188 208H191L188 207ZM187 208V210H188ZM262 209V208H261ZM100 210H106L108 211V213H110L111 215H109V217L111 218H107V219H110L111 222L108 223V224H105L103 225L102 223V220L101 223L99 222V218L97 216V212ZM184 210V209H183ZM185 211V210H184ZM200 211V210H199ZM21 212V213H20ZM98 212V213H99ZM104 211H102L103 213ZM142 212H152L154 214H156V216H152V217H157V214H158V217L160 215L161 217V221H159L158 219H154V224H152V226L150 227L151 230H154V234L155 232L157 231L156 229L160 230L159 228H162V231L163 232H166L164 231L165 229H170V226H179L178 228H180V226H184L183 228L186 229V231L183 233V234H180L179 236H170L169 238H165L166 240H163V242H161L159 245H151V244H138V243H135V244H130L129 242L133 241V242H137V240H140V239H137L139 234H141L140 232L138 233V231L135 230V223L139 222L140 221V214ZM187 212V211H185ZM201 212V211H200ZM254 212V210H253ZM47 213V212H46ZM54 213V212H53ZM55 213V214H57ZM202 213V212H201ZM257 213V212H256ZM236 214V213H235ZM100 215V214H99ZM107 215V213H106ZM144 215V214H143ZM142 215V216H143ZM234 215V214H233ZM46 216V215H44ZM43 216V217H44ZM145 216V215H144ZM143 216V217H144ZM149 216V214L147 213V217ZM223 216V215H222ZM13 218H15L14 216H12ZM48 217V216H46ZM46 217L45 220H46ZM108 217V215H107ZM157 217V218H158ZM159 217V218H160ZM220 217V215H219ZM218 217V218H219ZM19 219V217H17ZM228 218V216H227ZM12 220V218H10ZM147 219H150V218H147ZM14 220V219H13ZM12 220V221H13ZM26 220V218H25ZM49 220V219H47ZM122 220V221H121ZM142 220V219H141ZM213 220V219H212ZM262 220V221H261ZM124 221V223H123ZM216 221V220H214ZM9 222V221H8ZM17 222V220H16ZM16 222L15 225H16ZM55 222V221H54ZM122 222V223H121ZM7 223V222H6ZM26 223V221H25ZM106 223V222H105ZM141 223V221L139 222ZM144 223V222H143ZM50 224V223H49ZM148 224V223H147ZM151 224V223H149ZM148 225H144V227L146 226H149ZM193 226L190 228V225ZM219 224H220V221H219ZM7 225L9 226V224L7 223ZM11 225V224H10ZM23 225V224H22ZM21 225V226H22ZM30 225V224H29ZM53 225V224H51ZM25 226V224H24ZM135 226V227H134ZM168 226V228L166 227ZM171 226V227H172ZM176 226V227H177ZM189 226V228L187 227ZM262 226V227H261ZM19 227H20V224H19ZM18 227V228H19ZM30 227V226H29ZM164 227V228H163ZM175 227V228H176ZM225 227V226H224ZM12 228V227H10ZM138 228V227H136ZM147 228V227H146ZM149 228V229H150ZM173 228V229H175ZM182 228V227H181ZM7 229V227H6ZM22 229V228H21ZM20 229V231L22 232V230ZM148 229V230H149ZM164 229V230H163ZM172 229V228H171ZM170 229V230H171ZM220 229V228H219ZM9 230V229H8ZM12 230V229H11ZM17 231H19L18 229H16ZM178 230V229H176ZM184 230V229H183ZM182 230V231H183ZM13 231V230H12ZM11 231V232H12ZM15 232V231H13ZM12 232V233H13ZM21 232H19L21 234ZM150 232V230H149ZM152 232V231H151ZM150 232V233H151ZM161 232V231H159ZM162 232V233H163ZM170 232V231H168ZM167 232V233H168ZM172 232V231H171ZM9 232H6V234H8ZM18 233V235H19ZM24 233V232H22ZM145 233V231H144ZM158 235V231L156 232ZM182 233V232H181ZM249 233L253 234V233H256L257 235V242L254 243V245H250V246H244V244H239L238 246H232V241L234 240L233 238L236 237V236H239L240 238H243L245 237V235H248ZM10 234V233H9ZM8 234V235H9ZM83 236L86 234L87 237H90L92 239L93 242L91 243H88V245L90 246L89 247V250H88V255L86 256L85 260L82 259V254L78 255L79 257H81V259L83 261L80 262L79 257L77 259V254L73 251V248H74V245L76 246V243L80 245V239L77 237L79 235H82ZM153 234V236H154ZM156 234V235H157ZM26 235V233H25ZM145 235V234H144ZM152 235V234H151ZM14 236V234H13ZM11 236V237H13ZM147 237V234L145 235ZM152 236V237H153ZM20 237V236H19ZM18 237V238H19ZM22 237V235H21ZM20 237V238H21ZM145 237V238H146ZM9 238V236H8ZM14 238V237H13ZM47 238V239H45ZM83 238V237H82ZM144 238V236H143ZM151 238V237H149ZM12 239V238H11ZM10 239V240H11ZM84 239V238H83ZM82 239V240H83ZM237 239V237H236ZM45 240V242H44ZM81 240V241H82ZM88 240V239H87ZM79 241V242H78ZM20 242V241H19ZM85 242V241H84ZM89 242V240H88ZM142 242V241H141ZM158 242V241H157ZM156 242V243H157ZM241 242V241H240ZM87 244V242H85ZM111 243L112 245L114 244H117L115 245L116 248H119L121 245L119 244H126V246H124V248L118 252L117 255H113V254H110V252H113V251H105V247L107 245V248L110 246H108V244ZM143 243V242H142ZM153 243V242H152ZM234 243V242H233ZM9 244H12L11 242ZM130 244V245H128ZM252 244V243H251ZM12 245H15V244H12ZM77 245L75 248H78ZM236 245V244H235ZM118 246V247H117ZM8 247V246H7ZM13 247V246H12ZM44 247V246H43ZM88 247V246H87ZM86 247V248H87ZM113 247V246H112ZM110 248V250H112L113 248ZM14 248V247H13ZM226 248H230L231 249V255L229 256H221V254H223L222 252L226 250ZM16 249V247H15ZM7 250V248H6ZM109 250V249H108ZM120 250V249H119ZM39 251V252H38ZM46 251V252H45ZM78 251V249H77ZM76 251V252H77ZM118 251V250H117ZM45 252V253H44ZM79 252V251H78ZM109 252V253H108ZM221 252V253H220ZM5 253V252H4ZM81 253V252H80ZM48 254V255H47ZM79 254V253H78ZM243 255V254H242ZM244 255V256H245ZM40 256V255H39ZM38 256V257H39ZM43 256V257H44ZM48 256V257H47ZM241 256V255H240ZM76 257V261L72 262L73 259H75ZM228 257V258H227ZM236 257V258H237ZM243 257V256H242ZM234 258V257H233ZM232 258V259H233ZM234 258V259H236ZM241 257H239L240 259ZM172 259V260H173ZM7 260V261H5ZM242 259H240L239 262H241ZM46 261V260H44ZM233 261V260H232ZM237 261V259H236ZM243 261V260H242ZM175 262V261H174ZM183 262V261H182ZM222 262V263H221ZM238 262V261H237ZM1 263V261H0ZM26 263V262H24ZM172 263V261H171ZM216 263V264H217ZM264 263V262H263ZM23 264V263H22ZM177 264V263H176ZM237 264V263H236Z\"/></svg>",
	"mask_w": 264,
	"mask_h": 264
},
{
	"label": "rangeland",
	"instance_id": "obj_2",
	"mask_svg": "<svg viewBox=\"0 0 264 264\" xmlns=\"http://www.w3.org/2000/svg\"><path fill=\"white\" fill-rule=\"evenodd\" d=\"M25 1V0H24ZM23 0L20 2V1H16V0H13V1H8V6H7V3H6V7H7V10H6V7L4 8V9H2V10H0V14L2 13V15H1V17L0 18H2V19H4V17L6 18L5 19V24H3L4 26L5 25H7V27H4V28H2L3 26L1 25L2 23H0V55L2 56V59H3V67H1V69H4L7 73H9V74H15V73H24V68H26V67H28V65H30L31 64V62H32V60H33V62H34V58H35V60H38V59H45V58H52V59H54V60H61V61H63L64 62V64L66 65V67H67V69H69V70H71V71H73V72H78V74L79 73H86V72H88V71H92V72H97V74H98V77H99V79H100V81H102V82H100V83H98V84H96V88L98 87L99 89H101L102 90V93L105 91V92H108V93H110L111 94V99H109L110 101H108L106 104V106H105V109L104 110H99L96 114H97V116L95 117V121H96V126L95 127H93V126H91V127H89L88 129H85L84 128V123H86V118H85V114H83L84 112H85V110H84V108L85 107H83L84 106V104L81 102V101H78V100H72L71 99V97H70V94L67 92V91H64V89H65V87L64 86H66V84H65V82H64V80H66L67 78H66V76H68L67 75V73H63V72H60V74L59 75H55V77L53 78L52 77V80L51 81H49V84L46 86V90H44V93H42V103H43V105H42V107H40L39 109V111L41 112L42 111V113L41 114H43L42 116L45 118V119H47L46 121H45V119H44V121H39L38 123H37V125H35V126H32V120H29V122L27 121L26 123L27 124H22V126H24V129H22L19 133H17V138L18 139H24V140H26V138H29V136L31 137V135L34 133V134H36V136L37 137H40L41 135V137L40 138H46V139H40V140H42V142H43V150L44 151H46V150H49V148H50V150H59V149H62V150H64L65 152H66V154L67 155H70L72 152H73V146H74V140H76V141H78V142H85L84 143V145L85 146H87L88 148H93L94 146L95 147H97L98 146V144H99V142L97 143V142H95V144L93 143V141H92V138H95V139H98L97 138V130L99 129L100 131H106V129H108L109 127H110V125H111V115H112V117H115L116 119L119 117V115L120 116H123L124 114H126L127 112H125V111H130V108L132 107V106H130L131 104H134L135 102H140V103H145V104H143V105H146L148 108H150L149 109V111L147 112V121H149L147 124H144V125H142V128H141V131H140V133H138V135H135L136 137H137V139H138V136H140L139 138L141 139V135H142V137H143V139L145 140V141H147V139H150V135H152V136H155V132H154V130H153V128H151V127H155V125H156V127L157 126H163V128L164 129H160V130H165V132H164V137H163V134H162V136L160 137L159 135L157 136V137H154V139H156V138H158L157 140H154V141H157V143L159 144V146L161 147V144H163L164 145V143H163V141H162V143H161V139L160 138H163V139H169V136H173V139L175 140V138L176 139H178V137L180 138V136L182 135V140H181V138H180V140L183 142V140L184 141H186V139L188 138V137H185L186 135H187V131L189 132V130H190V133H192V132H194V131H196L197 130V124H196V122H194L193 124L194 125H192V117L193 116H196V115H198L199 113V111H200V113H202V109L201 110H199V109H197L195 106L197 105V103L199 104V103H202V101L204 100V101H211L210 103H212V100L213 101H215L214 99V96L213 95H211V96H208V95H210V87H212V85L213 84H211V79H212V77L214 78V77H219L220 78V82H222L221 84L222 85H225V84H227V85H225V86H222V87H228V85L229 84H231V86H233L234 87V85L235 84H239V86H241L240 84H245L244 86V90H242V91H237L236 93H237V95H236V93H235V89H233L234 91H233V97H235V95H236V97L238 96V97H240V96H242L243 97V99H245L246 98V100L248 99V100H250V101H252V105H247V107L245 106V107H243L244 109H242V107H239V108H236V109H232L231 110V118H227V119H225V121L223 122L224 124L222 125V123H221V127L224 129V130H228V128L230 127V133H228L229 135H227V138L226 139H229V140H227L226 141V139H219L220 138V136H218L217 135V131H218V129L220 128H215V127H217V125L216 126H210V128H206V130H204L205 132L207 131V133H204L206 136H203L204 137V139L203 138H200L201 140H198L197 138L198 137H195V140L193 139V138H188V142H186V144H185V142H184V144L182 143V144H180V145H177L176 146V143H175V145H173V146H171V147H173L172 149H171V147H170V149L172 150V153H173V151L175 152V155H174V153H173V155L171 156V158L169 159V161H170V163H169V161L167 160L165 163H162V164H160V166H159V162H156L155 163V168L153 167V168H151L150 169V167H152V165L153 164H151V165H149V164H145V168H144V166H143V169L145 170L144 171V174H143V181L144 182H150L149 183V185H147V183H146V185L149 187V194H148V192H147V194L145 195L146 197H147V201H149V202H152V203H155L154 201L156 200L157 202H156V205H165L167 202H169V200L171 199V197H175V195H176V197H175V199L177 200V201H180V200H182V201H180V202H178V205L180 206L178 209L181 211H183V213H188V212H191L192 211V209H194L193 208V206H194V200H195V197L199 194V195H205V199H207V200H209L212 196H214L215 194H217L218 195V197H220L221 199H223L224 198V200H226L229 204H230V206H231V209L228 211V213H225V214H219V213H215V211H214V213L212 214L213 216H212V218L210 217L209 218V220L211 221V222H216V224L218 223V228H217V230L219 231V232H221V233H223V232H225V231H227V226H226V224H225V222H228L227 220H229L232 224H230V226L232 227L231 229H233V227L235 226V224H233V222H235V220H239V219H241V220H243L244 222H245V225L247 226V228L248 227H250V226H253L254 224H255V222H259L260 220H258L257 221V215L259 214L258 212H260V213H262V212H264V190H262V192H261V197H262V200L261 201H263V202H258L254 207V209H252L251 210V212L250 211H248V210H235V205H236V202L238 201L237 199H236V197L239 199V198H241V196L240 195H242V193L241 192H239V191H241L242 190V184H244V179L246 178V177H248L249 175H251V173H254V171L255 170H261L262 171V167L264 166L263 164H264V135H261V134H263L264 132H262L263 130H264V91H260L259 90V87H260V83H263L264 84V81L262 80V79H260L261 77H263L264 75V50L262 49V47L259 49V52H262V53H260V57L263 59V60H261L259 63V67L256 69V70H254V71H251V72H249L247 69H246V66L244 65V64H242L241 62L239 63V64H237L236 65V63L234 62L233 64H231V65H227L226 64V62H224L223 60H227V58H228V55H230V51H228V50H226V53H225V48H227L228 49V47H226V46H228L229 45V43H230V45H229V47H231V44H232V46L233 45H236L235 43H236V41H234V38L236 37V34L234 33V32H225V31H221V33H219V36H218V33H217V37H219L218 39H219V42L221 43V42H225V43H222V48L220 47L219 48V43L217 42V44L215 45V46H212V42L211 41H209L208 40V38H209V36L206 34L205 35V33H204V28H205V24L207 23V21H209V20H211L212 19V16H213V14L217 11V9H218V4H216V3H212V4H210V5H207L206 6V11H210V12H206V13H204V14H202V15H198L197 16V18H196V16H195V18L196 19H194L192 22H193V25H192V23H190V25H185V28L187 29L186 31H185V28H182V29H171L170 31H167L166 33H164L163 35H162V37L161 36H157V38L159 37V39H157L158 41H155L154 43L155 44H151L152 45V47H155L156 46V48H154V49H152V47L151 48H148V47H150L151 45H150V43H149V41L148 40H146L147 38L149 39V37H145L146 36V34H148L147 33V31L148 30H145V28L147 29V27H149L148 25H151V24H153L155 21V25L154 26H159V24H160V22L161 23H165L166 21H168L167 19L168 18H170L172 15V13L170 12V10H169V6H170V3L169 2H172L173 1V5H175V0H168L169 2H168V4H169V6H168V4H167V6H166V3H167V0H140V1H142L141 3H140V1L139 2H137V0L136 1H134V0H59V1H57V0H55V2H54V0H49L48 2H47V0L45 1V0H41V5H37L36 3H34L35 2V0H33L34 2H32V0H26L27 1V5H26V3L24 2ZM30 3H29V2ZM42 1L44 2V3H42ZM67 1H69L68 3H67ZM72 1V2H71ZM76 1V2H75ZM151 1L153 2V4H149V3H151ZM157 1V2H156ZM229 1V0H228ZM235 1V0H234ZM237 2H238V4H240V5H237V8H238V10H237V12L236 13H234V15L232 14V15H230V16H228V17H226L222 22H224V24H222L224 27L225 26H230L229 25V23H231V22H234L235 24H232L231 26L233 27V25H235L234 27H238L239 26V24L240 23H243L244 21L246 22L247 20V17H248V21L247 22H256V20H257V22L259 21V23L262 21L263 23H264V16H262L261 15V17H260V15H258L259 16V18L257 17V14L259 13L258 11H262L261 12V14H263V12H264V10L260 7V9H259V6H262V4L261 3H264V0H255V2H254V0H236ZM242 1H244L243 3H242ZM257 1V2H256ZM259 1V2H258ZM15 3V4H13V3ZM19 2V4H17V3ZM56 4V6H55V4ZM59 2H62V4L61 3H59ZM93 3V2H95V3H98L100 6H104V7H107V10H106V12H105V15H103L104 17L102 18V17H98V16H96V14L94 13V14H92L91 12H90V10H89V6H88V4L89 3ZM111 2H113V3H111ZM148 2V3H147ZM166 2V3H165ZM179 3L180 2V0L179 1H176V3ZM11 3V4H10ZM51 5H50V4ZM75 6V8L74 7H71L72 6V4ZM107 3V4H106ZM116 3H117V5H116ZM119 3V4H118ZM136 3V4H135ZM177 3V4H178ZM202 0H181V3H179L180 5H181V8H183L182 6H185L183 9H187V7H189V9H190V11L191 12H195L196 13V11L197 10H199V9H201L202 8ZM247 3V4H246ZM260 3V4H259ZM30 4L32 5L31 7H30ZM33 4H35V6H37V8L33 5ZM46 4V5H45ZM51 6H49V5ZM53 4H54V6H53ZM78 4V5H77ZM85 4V5H84ZM104 4V5H103ZM109 4V5H108ZM172 4V3H171ZM176 4V5H177ZM245 4V5H244ZM259 5V6H257V5ZM11 5V6H10ZM14 5H16V7H17V5H19L18 6V9L14 6ZM24 5V6H23ZM29 5V6H28ZM44 5V6H43ZM90 5V4H89ZM108 5V6H107ZM114 5V6H113ZM127 5V6H126ZM159 5V6H158ZM180 5H178L179 6V8H180ZM249 5V6H248ZM85 6V7H84ZM120 6V7H119ZM123 7V9H121L122 7ZM132 6V7H131ZM156 6V7H155ZM242 6V7H241ZM249 7V8H247V7ZM251 6H252V9H250L251 8ZM264 6V5H263ZM8 7H10V8H8ZM21 7V8H20ZM22 7H24V8H22ZM26 7V8H25ZM40 7H41V9H40ZM44 8V10H43V8ZM45 7H47V8H45ZM49 7V8H48ZM52 7H53V10L55 9L56 11H58L57 13H56V11L54 10H52ZM58 7H59V9H58ZM79 7H80V9H79ZM112 7V8H111ZM115 7V8H114ZM135 7V8H134ZM136 7H137V9H138V11L136 10ZM163 7H166V10H169V11H164V10H162L163 9ZM243 7H244V9H243ZM31 10H30V9ZM33 8V9H32ZM73 8L76 10V8H77V10H76V13H74V11L75 10H73ZM83 8H85V9H83ZM109 8H111V9H113L112 11H111V9H109ZM127 8V9H126ZM133 8V9H132ZM142 10H141V9ZM156 8V9H155ZM168 8V9H167ZM196 8V9H195ZM239 8H241V9H239ZM19 9H22V11L24 12L25 10L27 11V9H29L27 12L29 13V11H30V13H32V14H28L26 11V13L24 14L23 12H20L19 11ZM36 9H38V10H36ZM50 9V13L53 11L54 12V14L52 13V15L50 16V15H48V13H49V10ZM70 9V10H69ZM110 11H109V10ZM115 9V10H114ZM153 9H155V11L153 10ZM183 9L181 10L180 9V11H183ZM251 11H250V10ZM259 9V10H258ZM262 9V10H261ZM4 10V11H3ZM13 10H14V13H13ZM17 10V11H16ZM66 12H65V11ZM81 10V11H80ZM133 10V11H132ZM134 10H135V12L137 11L139 14H142L143 12H145V11H147V10H150L152 13L150 14V17H148V20L146 21L147 23H144V24H141L142 26H140L139 24H137V21H133V22H131V24L128 22V21H125L124 20V18L128 15V14H130V13H134ZM145 10V11H144ZM159 12H158V11ZM162 10V11H161ZM194 10H196V11H194ZM247 12H246V11ZM254 10H256V11H254ZM258 10V11H257ZM5 11H7V12H5ZM10 13H9V12ZM46 11V12H45ZM48 11V12H47ZM85 11V12H84ZM122 11V12H121ZM126 11V12H125ZM164 11V14H162L161 12H163ZM213 11V12H212ZM19 12V13H18ZM72 12H73V14H75V15H73L72 14ZM84 12V13H83ZM110 12V13H109ZM114 12V13H113ZM167 12H169V13H167ZM242 12V13H241ZM245 12V13H244ZM254 12H258L257 14H256V16L254 17V15H253V13ZM14 15H13V14ZM22 15H21V14ZM49 13V14H50ZM91 13V14H90ZM123 13V14H122ZM155 13V14H154ZM179 13V12H178ZM209 13V14H208ZM211 13V14H210ZM247 13L250 15V17H249V15H247ZM27 14V15H26ZM35 14V15H34ZM40 14V15H39ZM61 14H63V15H68L67 17H68V19H69V21H70V23H71V25H72V29L70 30V31H72L73 32V34H72V32L70 33V31H69V33H66V34H64V33H62V34H60V33H58L55 29H54V27H53V25H52V27H51V21H52V18L53 17H57V16H59V15H61ZM69 14H72L71 16L72 17H70L69 16ZM153 14V15H152ZM157 14V15H156ZM159 14V15H158ZM206 14H208V15H206ZM244 14H246V16H245V18H244ZM6 15V16H5ZM25 15V16H24ZM53 15H56V16H53ZM162 15V16H161ZM163 15H164V17H163ZM204 15H205V17H204ZM212 15V16H211ZM264 15V14H263ZM31 18H30V17ZM207 16H209L208 17V19H207ZM234 16V17H233ZM22 17V18H21ZM75 17V18H74ZM94 17L96 18V19H94ZM151 17H152V19H151ZM158 17V18H157ZM256 17H257V19H256ZM16 18V19H15ZM18 18V19H17ZM21 18V19H20ZM107 18V19H106ZM118 18H121V19H118ZM156 18V20L154 21V19ZM160 18H162V19H160ZM164 18V19H163ZM172 18H174V15L170 18V19H172ZM2 19H0V22L2 21ZM24 21H23V20ZM38 19V20H37ZM73 19V20H72ZM150 19V20H149ZM204 19V20H203ZM207 19V20H206ZM19 20H21L23 23H24V25H25V23H26V25L24 26L23 24H22V22L21 21H19ZM37 20V21H36ZM99 20V21H98ZM105 20V21H104ZM119 20H121V22L119 21ZM158 20H159V22H158ZM163 20H165L164 22H162ZM201 20V21H200ZM8 21V22H7ZM46 21V23H44ZM72 21V22H71ZM154 21V22H153ZM197 21V22H196ZM226 21V22H225ZM77 22V23H76ZM99 22V23H98ZM100 22H101V24H100ZM104 24H103V23ZM107 22V23H106ZM119 22V23H118ZM151 22V23H150ZM222 22H217V27L218 26H221L220 24L222 23ZM229 22V23H228ZM240 22V23H239ZM244 22V23H245ZM255 22H254V24H255ZM261 22V24H263ZM9 23V24H8ZM19 23H21L20 24V29L18 28L19 26ZM43 23H44V25H43ZM82 23V24H81ZM93 23V24H92ZM95 23V24H94ZM139 23V22H138ZM156 23H158V24H156ZM226 23H228V24H226ZM258 23V24H259ZM15 24H17L16 26H17V29L16 28H14V27H16L15 26ZM28 24H29V27L28 28H26L27 26H28ZM47 24V25H46ZM48 24H50V25H48ZM107 24H108V26H107ZM109 24H110V26L112 27L113 26V28L115 27V29H113V28H111V27H109ZM113 24V25H112ZM119 24H120V26H119ZM129 24V25H128ZM133 24V25H132ZM36 25V26H35ZM42 25V26H41ZM46 25V26H45ZM94 25V26H93ZM99 25H101V27L99 26ZM106 25V26H105ZM125 25H126V27H125ZM131 25V26H130ZM135 25V26H134ZM137 25H139L140 26V28H139V26L137 27ZM147 25V26H146ZM160 25H162V24H160ZM200 25V26H199ZM2 26V27H1ZM8 26H10V27H8ZM51 27L50 28V32H49V29L48 28H45V27ZM73 26L76 28H74L73 29ZM92 26V27H91ZM96 26V27H95ZM103 26H105V27H103ZM116 26H119V28L118 27H116ZM133 27L134 29H136V27H137V30H140V31H142V32H140L141 34L143 33L145 36H144V38H146L145 40L146 41H144V38H143V34H142V36H141V38H139V40L137 41L138 42V45H137V43L133 46V48L132 49H130V50H126L125 49V46H126V43H125V38L123 37L124 36V31L126 30V28H128V27ZM152 26V25H151ZM191 26V27H190ZM40 27H41V29H40ZM43 27V28H42ZM82 27V28H81ZM108 27L109 28H111L110 30L108 29ZM121 27V28H120ZM122 27L124 28V29H122ZM14 29V31H13V29ZM100 29V31H99V29ZM106 28V31L104 30ZM262 28H264V26L262 25V27H261V30H262ZM22 29V30H21ZM23 29L24 30H28V31H25V33H27V35L26 34H23L22 35V33H23ZM46 29H48L47 31H46ZM86 29V30H85ZM101 29H103L104 30V32H102V30ZM19 30H21V32H19V35H18V33H16L15 34V32L16 31H19ZM90 30V31H89ZM115 30V31H114ZM118 32H117V31ZM174 30H176V31H174ZM30 31V32H29ZM95 31V32H94ZM99 31V32H98ZM113 31V32H112ZM121 31V32H120ZM144 31V32H143ZM185 31V32H184ZM116 32V33H115ZM168 32H169V35L172 37V38H170V36H169V38L167 37H165V36H167L168 35ZM257 32H259V30L257 31ZM94 33V34H93ZM101 33V34H100ZM123 33V34H122ZM234 33V34H233ZM260 33V34H259ZM257 35H259V36H257L256 35V32H255V35H252L253 37H250V41H251V43H252V41H253V45H255V39H256V41H257V43H258V41H259V39H260V36L262 37V35H264V32H263V30H262V33L263 34H261V32H259ZM12 34H13V36H12ZM54 34V35H53ZM107 34H109V35H107ZM116 34H118L117 35V37H116ZM120 34H121V36H120ZM174 34V35H173ZM221 34V35H220ZM5 35H6V37H5ZM15 35V36H14ZM51 36V38H50V36ZM92 37H91V36ZM94 35V36H93ZM96 35V36H95ZM111 35V36H110ZM165 35V36H164ZM173 35V36H172ZM184 35V36H183ZM204 37H203V36ZM225 35V36H224ZM2 36V37H1ZM11 36V37H10ZM21 36V37H20ZM39 36V37H38ZM54 36V37H53ZM71 36V37H70ZM98 36V37H97ZM101 36V37H100ZM108 36V37H107ZM113 36V37H112ZM148 36V35H147ZM175 36V37H174ZM16 37V38H15ZM19 37V38H18ZM65 37V38H64ZM72 37H73V39H72ZM103 37H105V39L103 38ZM107 37V38H106ZM112 37V38H111ZM167 39H165V38ZM202 37V38H201ZM207 37V38H206ZM227 37V38H226ZM256 37V38H255ZM54 38V39H53ZM68 38H69V41H68ZM98 38V39H97ZM100 38V39H99ZM101 38H102V40H101ZM110 38V39H109ZM117 38V39H116ZM120 38H121V41H120ZM205 38V39H204ZM222 38H223V40H222ZM252 38V39H251ZM17 39L19 40V41H17ZM36 39V40H35ZM59 39V40H58ZM64 39V40H63ZM93 39V40H92ZM114 39H116L115 41H114ZM170 39V40H169ZM232 39V40H231ZM13 40V41H12ZM22 40V42L19 44V42ZM108 40V41H107ZM143 40V41H142ZM166 40V41H165ZM235 40H237V38H235ZM12 41V42H11ZM17 41V42H16ZM35 41V42H34ZM64 41V42H63ZM68 41V42H67ZM73 41V42H72ZM82 41V42H81ZM103 41V42H102ZM110 41V42H109ZM162 41V42H161ZM249 41V40H248ZM17 44H16V43ZM34 43V44H32L33 46H31V43ZM37 42H39V43H37ZM51 42V43H50ZM95 42V43H94ZM97 42V43H96ZM98 42H101V43H98ZM107 44V43H109V44H105V43ZM122 42V43H121ZM169 42V43H168ZM194 42V43H193ZM247 42V41H246ZM37 43V44H36ZM78 43V44H77ZM81 43V44H80ZM103 43V44H102ZM125 43V44H124ZM170 43H171V45H170ZM39 44H40V46H39ZM45 44V45H44ZM52 44H54V45H52ZM57 44V46H55ZM74 44V45H73ZM99 44V45H98ZM219 44V45H218ZM224 44L226 45L225 47H224ZM228 44V45H227ZM17 45V46H16ZM21 45V46H20ZM38 45V46H37ZM44 45V46H43ZM47 45V46H46ZM66 45H68L67 47H66ZM96 45H98V47L96 46ZM111 45V49L113 48L114 50H118L117 51V53L114 55V54H106V51L108 50V46H110ZM114 45H115V47H114ZM124 45V46H123ZM148 45V47H147V51L145 50V48H144V46L146 47ZM197 45V46H196ZM9 46L11 47V48H9ZM20 46V47H19ZM41 46L43 47V48H41ZM46 46V47H45ZM55 46V47H54ZM70 46H72V47H70ZM84 46V47H83ZM91 46V47H90ZM102 46V47H101ZM107 46V47H106ZM122 46V47H121ZM138 46V47H137ZM211 46V47H210ZM13 47V48H12ZM15 47H16V49L17 50H15ZM26 47V48H25ZM28 47V48H27ZM37 47L39 48V49H37ZM49 47H50V49H49ZM106 47V48H105ZM118 47V48H117ZM174 47V48H173ZM187 47V48H186ZM209 47H210V49H209ZM7 48V49H6ZM23 48H24V52H23ZM60 48V49H59ZM64 48V49H63ZM88 48V49H87ZM216 48H218L219 50H221V51H219V50H216ZM224 48V49H223ZM264 48V47H263ZM4 49V50H3ZM9 49V50H8ZM15 51H14V50ZM68 49V50H67ZM103 49H105V50H103ZM107 49V50H106ZM168 49H169V51H171V52H169L168 51ZM175 49H177L176 51H174ZM190 49V50H189ZM223 49V50H222ZM28 50V51H27ZM36 50V51H35ZM43 50V51H42ZM120 50V51H119ZM124 50V52H121V51H123ZM126 50V51H125ZM152 50H154V53H153V51ZM210 50L212 51V52H214V51H217V53L216 52H214L213 54H212V52H210ZM229 50H230V48H229ZM6 51H8V52H6ZM10 51V52H9ZM30 51V52H29ZM38 51V52H37ZM64 51H66V52H64ZM68 51V52H67ZM131 51V52H130ZM135 51V52H134ZM151 51V53H149ZM16 52V53H15ZM45 52V53H44ZM104 52V53H103ZM138 52V53H137ZM144 52V53H143ZM3 53V54H2ZM81 53H83V54H81ZM121 53V55H122V57H121V55L119 56L118 54H120ZM137 53V54H136ZM153 53V54H152ZM201 53V54H200ZM205 53V54H204ZM209 53V54H208ZM222 54V56H221V54ZM32 54V55H31ZM37 54V55H36ZM106 54V55H105ZM127 54V55H126ZM130 54V56L128 57V55ZM133 54V55H132ZM149 54H152V56L151 55H149ZM217 54V55H216ZM225 54H227V55H225ZM17 55V56H16ZM36 55V56H35ZM89 55V56H88ZM104 55V56H103ZM108 55V56H107ZM111 57H110V56ZM148 55V56H147ZM199 57H198V56ZM3 56H6V57H4L3 58ZM41 56H42V58H41ZM91 56V57H90ZM94 56H95V59H94ZM103 56V57H102ZM113 56H115V58H113ZM117 56H119L118 58H117ZM125 56V57H124ZM201 56V57H200ZM226 56V57H225ZM21 57V58H20ZM25 57H26V59H25ZM37 57V58H36ZM85 57V58H84ZM143 57H145V58H143ZM181 57H182V59H181ZM205 57V58H204ZM79 58V59H78ZM109 58V59H108ZM112 58V59H111ZM124 58V59H123ZM130 58V59H129ZM137 58H138V60H137ZM158 58V59H157ZM191 58V59H190ZM198 58V59H197ZM200 58H203V60L202 59H200ZM225 58V59H224ZM10 59V60H9ZM65 59V60H64ZM86 59V60H85ZM92 59H93V61H92ZM190 59V60H189ZM223 59V60H222ZM101 60H102V62H103V65H101V64H99L100 62H101ZM104 60H106V61H104ZM112 60H114L113 62H112ZM118 60H120V61H122L123 60V62H120V61H118ZM125 60H126V63H125ZM129 60H131V61H129ZM165 60V61H164ZM180 60V61H179ZM201 60V61H200ZM205 60V62L207 63V64H205V66H201V65H204V63L202 64V61H204ZM210 61V62H207V61ZM214 60V61H213ZM217 60H219V62L217 61ZM225 60V61H226ZM95 61V62H94ZM98 61V62H97ZM160 61V62H159ZM178 61V62H177ZM223 61V62H222ZM26 62V63H25ZM117 62V63H116ZM164 62V63H163ZM183 62V63H182ZM199 62V63H198ZM98 63V64H97ZM106 63V64H105ZM134 63V64H133ZM146 63V64H145ZM153 63V64H152ZM213 63V64H212ZM226 64V66H227V69H225L226 67L224 66L225 64ZM96 64V65H95ZM109 64H111L110 66H111V70L112 71H110L109 73H108V70H110L108 67H109ZM114 66H113V65ZM126 64V65H125ZM138 64H139V66H138ZM171 64V66L169 67V65ZM179 64V65H178ZM192 64V65H191ZM27 65V66H26ZM101 65V66H100ZM118 67H116V66ZM119 65V66H118ZM151 65H153V66H151ZM196 65V67H197V69H196V71H197V73H192V71L193 70H188L189 68H193L194 66ZM199 65V66H198ZM239 65V66H238ZM96 66V67H95ZM104 66V68H101V67H103ZM105 66H107V67H105ZM166 66L168 67L167 69H166ZM175 66H176V68H175ZM179 66V67H178ZM182 66V67H181ZM235 66H237V67H235ZM80 67V68H79ZM85 67V68H84ZM88 67V68H87ZM130 67H132V68H130ZM134 67V68H133ZM139 67V68H138ZM142 67V68H141ZM145 67V68H144ZM146 67H147V69H146ZM149 67H151V68H153V70L151 69H149ZM179 69H178V68ZM188 67V68H187ZM199 67H202V68H199ZM229 67H232L233 68V70H228V68ZM244 67H245V69H244ZM105 68H106V70H107V72H105ZM113 68V69H112ZM116 68V69H115ZM135 68H136V70H135ZM191 68V69H192ZM221 68V69H220ZM234 68H236V69H234ZM80 69V70H79ZM102 69V70H101ZM139 70V72H138V70ZM146 69V71L144 72V70ZM206 69V70H205ZM225 69V70H224ZM242 69L244 70V71H242ZM99 70V71H98ZM127 70V71H126ZM138 72V74L135 72ZM148 70V71H147ZM177 70H182L183 71V73L181 74V76L179 77V76H177V77H179V78H176V77H174V78H176L175 80L173 79L172 81H174V82H172L171 81V79L173 78L172 76H171V78L170 79H167V80H169L170 82H171V91H169V95H166V97L167 98H169L168 100L170 101V99L171 100H173V99H175V98H181V97H185L186 96V94L188 93L190 96H192L193 97V101H196V99H198V98H200L199 99V101L196 103V102H194L195 104L194 105H191V107H189L190 109H188V106H190V105H188L187 107H186V109L184 110V108H183V110H180L179 112H177V114H174V116L172 115V119L170 118V114H172V112L170 113V111H171V109H170V107H168L167 108V106H169V102H168V100H167V98H164L163 100H162V102H158L159 104H161L160 106H161V108H159L160 106H159V104H153L154 103V99H153V97H151V95L152 94H156L155 93V91H157V93H159L160 91L158 90V89H156L157 87V84L161 81V79H162V81H163V78H161V77H164V76H162V73H165L166 71H167V73H169L170 72V74L172 73V72H176ZM222 70H224L223 72H222ZM245 70H247L246 72H245ZM80 71V72H79ZM102 71H104L103 72V77L101 76V74H102ZM133 71V72H132ZM114 72V73H113ZM145 73V75H144V73ZM150 72V73H149ZM159 72V73H158ZM192 74H191V73ZM224 73L223 75H222V73ZM229 72V73H228ZM241 72V73H240ZM242 72L244 73V76L247 74H249V76H243V74H242ZM259 72H260V75H259ZM100 73V74H99ZM133 73V74H132ZM190 73V74H189ZM200 73V74H199ZM215 73V74H214ZM217 73V74H216ZM221 75H219V74ZM254 73V74H253ZM130 74V75H129ZM137 74V75H136ZM140 74V75H139ZM142 74V75H141ZM160 74V75H159ZM184 74V75H183ZM213 74V75H212ZM226 74V75H225ZM251 74H253V76L251 77ZM257 74L259 75L258 77H256L257 76ZM20 75H22V74H19V76ZM66 75V76H65ZM106 75L109 77H106ZM126 75H129L128 77H129V79H131L130 81L128 80V77L126 76ZM136 75V76H135ZM154 75V76H153ZM158 75V76H157ZM189 75H191V76H189ZM210 75V76H209ZM225 75V76H224ZM261 75H263V76H261ZM61 76H64V77H61ZM102 78H105V79H102ZM105 76V77H104ZM125 76H126V81L124 82V79H125ZM141 76H143V77H141ZM189 76V77H188ZM196 76V77H195ZM212 76V77H211ZM112 77L114 78V79H112ZM141 77V78H140ZM154 77V78H153ZM160 77V78H159ZM188 77V78H187ZM192 77V78H191ZM200 77V78H199ZM222 77H223V79L224 80H226V82H223V79H222ZM56 78H57V80H56ZM111 78V79H110ZM124 78V79H123ZM191 78V79H190ZM204 78H205V80H204ZM226 78V79H225ZM246 78V79H245ZM120 79V80H119ZM123 81H122V80ZM159 79V80H158ZM184 79V80H183ZM193 79H195V81L193 80ZM199 81H198V80ZM201 79V80H200ZM27 80V81H26ZM56 80V81H55ZM111 80V81H110ZM114 80V81H113ZM127 80L129 81V82H127ZM178 80V81H177ZM197 80V81H196ZM222 80V81H221ZM261 80V81H260ZM107 81V83H104V82H106ZM113 81V82H112ZM131 81H135L134 83L133 82H131ZM179 81H180V83H179ZM196 83H194V82ZM260 83H259V82ZM23 82H25L24 84H26V85H24L23 84ZM29 82V79H25L24 81L22 80V81H20L19 82V86L20 87H29L30 86V84H31V82L30 83H28ZM56 82V83H55ZM61 82V84H59ZM112 84H111V83ZM158 82V83H157ZM176 82H178V83H176ZM191 82H193V83H191ZM229 82V83H228ZM20 83H22V84H20ZM58 83V84H57ZM64 85H63V84ZM111 84V85H109V84ZM122 83H123V85H122ZM126 83V84H125ZM202 83V84H201ZM235 83V84H234ZM57 84V85H56ZM119 84V85H118ZM192 84H193V86H192ZM195 84V85H194ZM232 84H234V85H232ZM242 84V85H243ZM22 85V86H21ZM63 85V86H62ZM117 85V86H116ZM172 85H174V87L176 88V89H173V91H172V88H174ZM179 85V86H178ZM187 85V86H186ZM106 88H105V87ZM230 86V85H229ZM237 86V85H236ZM235 86V87H236ZM48 87V88H47ZM103 87H104V89H103ZM127 87V88H126ZM154 88V89H151V88ZM202 88V90L200 91V89ZM57 88V89H56ZM64 88V89H63ZM97 88V89H98ZM126 88V89H125ZM132 88H133V90H132ZM178 88V89H177ZM196 88V89H195ZM198 88V89H197ZM60 89V92L59 91H57V90H59ZM98 89V90H99ZM108 89V90H107ZM130 89V90H129ZM156 89V90H155ZM191 89H193V90H191ZM54 90H55V92L56 93H53L54 92ZM61 90H62V92H61ZM100 90V91H101ZM113 90V91H112ZM132 90V91H131ZM152 90H154L153 91V93H152ZM183 90H184V92H185V94L184 93H182L183 95L181 96V94H180V92H183ZM197 90V91H196ZM128 91V92H127ZM159 91V92H158ZM114 92V93H113ZM121 92H123V93H121ZM134 93V94H132V93ZM175 92V93H174ZM196 92V93H195ZM200 92L202 93V95H199L200 94ZM240 92L241 93H243L242 95L240 94ZM58 93H61V94H65V96H64V94L63 95H61V94H59V95H57ZM117 93V94H116ZM120 93V94H119ZM126 93V96L124 95ZM129 93H131V94H129ZM145 93V94H144ZM150 93V94H149ZM47 94H48V96H47ZM121 94H122V96H121ZM129 96H128V95ZM168 94V93H167ZM179 94H180V97H179ZM197 94V95H196ZM235 94V95H234ZM240 94V95H239ZM56 95V96H55ZM118 95H120V96H118ZM130 95L132 96H134L133 98L132 97H130ZM156 95H158V94H156ZM156 95H152V96H155V97H157ZM188 95V96H189ZM206 95L209 97L208 99H207V97H206ZM44 96V97H43ZM46 96V97H45ZM64 96V97H63ZM112 96H116L115 97V99H114V97L112 98ZM142 96V97H141ZM148 98H147V97ZM168 96H170V97H168ZM178 96V97H177ZM55 97V98H54ZM60 97V98H59ZM118 97V98H117ZM119 97H121V99L119 98ZM139 97H141V98H139ZM196 97V98H195ZM205 97H206V99H205ZM211 97H213V98H211ZM59 98V99H58ZM116 98H117V101H116ZM123 98H124V100H129L128 101V103L129 104H126V103H123L124 105H128V106H130V108L129 109H127V110H125V109H123V108H121L122 107V102L123 101H121V100H123ZM126 98V99H125ZM132 100H131V99ZM139 98V99H138ZM149 98H152V100H150V101H153V102H151V103H147V102H150L149 100H147V99H149ZM202 98V99H201ZM59 101H58V100ZM67 99V100H66ZM120 99V100H119ZM142 99V101H140ZM144 99V100H143ZM210 99H212V100H210ZM253 99V100H252ZM115 100V101H114ZM118 100H119V102H118ZM61 101V102H60ZM69 101L71 102V103H69ZM133 101H135V102H133ZM16 101H13V99L11 100V99H6V104H8V105H11V104H14ZM111 102H114L113 104H115V105H117V107L115 106H113L112 104H111ZM124 102H127V101H124ZM131 102V103H130ZM156 102V101H155ZM168 102V103H167ZM233 102H234V100H233ZM232 102V103H233ZM55 103H58V104H55ZM117 103V104H116ZM147 103V104H146ZM171 103V102H170ZM204 104H210V103H208V102H203ZM66 104V105H65ZM72 104H73V106H72ZM83 104V105H82ZM162 104H164V105H162ZM15 105H18L17 103H15ZM58 105V107L60 108H58V107H56L55 108V106H57ZM64 105V106H63ZM142 105V106H143ZM153 105V106H152ZM167 105V106H166ZM111 107V110H110V107ZM119 106H121L120 108H118ZM166 106V107H165ZM64 107H66V108H64ZM114 107V108H113ZM157 107H158V110H159V112H158V110H157ZM195 107V108H194ZM254 107H255V110H254ZM58 108V109H57ZM70 108V109H69ZM109 108V109H108ZM162 108H164V109H162ZM194 108V109H193ZM252 108V109H251ZM112 109L114 110V109H117V110H119V111H117V110H114V111H112ZM153 109H155V110H153ZM170 109V110H169ZM192 109V110H191ZM238 109V110H237ZM44 110V111H43ZM58 110V112L60 111V113H58V112H56ZM107 110H108V112L110 113V115L108 114V112H107ZM110 110V111H109ZM198 110V111H197ZM234 110V111H233ZM240 110H241V112H240ZM70 111H72V113L70 112ZM112 111V112H111ZM119 113V112H121V111H123L122 113H120V114H118L117 115V112ZM185 111V112H184ZM187 111V112H186ZM153 112V113H152ZM168 112V113H167ZM183 112V113H182ZM191 112H193V114L191 113ZM254 112V113H253ZM66 113V114H65ZM111 113H113V114H111ZM130 112H128L127 113V115L129 114ZM140 113V112H139ZM142 113V112H141ZM146 112H144V113H142V115L140 114V116H146V114H145ZM190 113V114H189ZM236 115H235V114ZM72 114V115H71ZM75 115V117H74V115ZM145 114V115H144ZM154 114V115H153ZM163 115V117H167V118H169L168 120H169V122L172 120V122H168V120L166 121V122H164L163 121V119H162V115ZM164 114H165V116H164ZM178 114H180V115H182V117H180V115L178 116ZM187 114V117L185 116ZM253 114V115H252ZM51 115V116H50ZM67 115H70L71 117H73V121L72 122H69V119H68V117H67ZM116 115V116H115ZM150 115H151V117H152V119H150L151 117H150ZM156 115H158V116H156ZM169 115V116H168ZM242 115V116H241ZM250 115V116H249ZM65 116V117H64ZM126 116V115H125ZM124 116V117H125ZM128 116H130V115H128ZM128 116H126V117H128ZM139 116V114H137V115H135V117H138ZM139 116V117H140ZM149 116V117H148ZM185 116V117H184ZM48 117V118H47ZM53 119H52V118ZM78 119H77V118ZM161 117V119H159ZM191 117V118H190ZM234 117V118H233ZM239 117V118H238ZM252 117V118H251ZM52 120H51V119ZM55 118V119H54ZM76 118V119H75ZM174 118H176V119H174ZM178 118H180V119H178ZM236 118V119H235ZM261 118V119H260ZM62 119V120H61ZM158 119V120H157ZM182 119H186L185 121H183ZM189 119V120H188ZM232 119V120H231ZM253 119V120H252ZM83 120V121H82ZM151 120H152V122L155 124V125H153V126H151V124H153L152 122H151ZM175 120H176V122L177 123H173V122H175ZM178 120V121H177ZM179 120H181V121H179ZM192 120V121H191ZM52 121V122H51ZM64 121V122H63ZM157 121V122H156ZM186 121H187V123L189 122L190 123V125H189V123L187 124L186 123ZM245 121H246V123H245ZM48 122V123H47ZM133 122V121H132ZM168 122V123H167ZM128 123H130V122H128ZM127 123V124H128ZM151 123V124H150ZM229 123V124H228ZM245 123V124H244ZM125 124V123H124ZM127 124H125L124 126H126V128H125V130L124 131H126V129H127V126H129V127H134V128H136L137 126H134V125H136L135 123H130V125H127ZM132 124V125H131ZM150 124V125H149ZM158 124V125H157ZM162 124V125H161ZM167 124H170L169 125V127H168V125ZM227 124H228V127H227ZM124 126H123V128H124ZM159 126V127H160ZM166 126V127H165ZM190 126V127H189ZM191 126H193V128H191ZM196 126V127H195ZM99 127V128H98ZM33 128V129H32ZM39 128V129H38ZM188 128V130H186ZM233 128H235V129H233ZM76 129H78L77 131H76ZM92 131H91V130ZM169 129V130H168ZM209 129H211V131H209ZM214 129H215V131H214ZM216 129H217V131H216ZM242 129V130H241ZM25 130H27V132L30 134H28ZM30 130V131H29ZM88 130V131H87ZM123 130V129H122ZM128 130H133V129H131V128H129ZM261 131V132H259V131ZM186 133V135H185V133ZM208 131L209 132H211L213 135H211L210 133H208ZM245 131V132H244ZM170 133V134H166V133ZM25 133H27V134H25ZM152 133V134H151ZM258 133H260L259 134V136H258ZM23 134H25V135H23ZM128 132H126V134H125V136H127L128 137ZM130 134H132V133H130L129 132V135ZM250 134V135H249ZM28 135V136H27ZM45 135V136H44ZM53 135V136H52ZM88 135V136H87ZM91 135V136H90ZM157 135V134H156ZM217 135V136H216ZM21 136V137H20ZM95 136V137H94ZM135 136H134V134H132V137H131V135H130V138L129 139H133V138H135ZM151 136V138H153ZM211 136V137H210ZM90 137V138H89ZM127 137H125V138H127ZM160 137V138H159ZM175 137V138H174ZM190 137V136H189ZM216 137H218L217 138V140H215L216 141V143H215V141H212V142H209V140L208 141H206L207 139H209V138H211V139H216ZM87 138L88 139H91V142L90 141H85V140H87ZM124 138V139H125ZM184 138H186V139H184ZM136 139V138H135ZM133 139L134 141H131V142H135V141H137V142H135L136 143V145H135V143H132V145H130V142H129V140H127L125 143H124V145L123 146H127V145H125V144H127V143H129V146H127L126 148H124L122 145H120V146H122V148L121 149H123V155L125 154L126 155V157H128L129 156V158H130V160L132 161V162H138L139 160L137 159L138 158V156H140V157H142L141 156V154H142V146L139 144V142H138V140L136 139ZM160 139V140H159ZM170 139H172V138H170ZM190 139V140H189ZM193 139V140H192ZM179 140V139H178ZM179 140V141H180ZM221 140H222V143H220L221 142ZM239 140H241V141H239ZM66 141H67V143H66ZM96 141V140H95ZM153 141V143L151 144L152 145V147H154L155 145L154 144H156V142H154ZM190 141V142H189ZM223 141H224V143H223ZM46 144H45V143ZM175 142H176V140H175ZM192 142V143H191ZM202 142V143H201ZM217 142H218V144H217ZM259 142V143H258ZM70 143V144H69ZM90 143H93L92 144V146H91V144ZM97 143V144H96ZM174 143V142H173ZM255 144V145H253V144ZM158 144H156V147L158 146ZM177 144H178V141H177ZM221 144V145H220ZM190 145H192V146H190ZM214 145V146H213ZM141 146V147H140ZM158 146V147H159ZM190 146V147H189ZM202 146V147H201ZM156 147L154 148L155 150H157L158 149V147H157V149H156ZM164 147V146H163ZM163 147H162V149H163ZM249 147V148H248ZM255 147H257V148H255ZM46 150H45V149ZM11 149V147H10V143L6 140V139H2V138H0V163L2 164H6L7 162H8V159H9V161L11 160V158L10 157H12V155H14L15 154V151L14 150H10ZM219 149V150H218ZM244 149V150H243ZM9 150V151H8ZM160 150V149H159ZM187 150V151H186ZM194 150H196L197 152L195 153V154H191V152H193ZM217 151V152H216ZM251 151V152H250ZM258 151V152H257ZM6 152H8V153H6ZM170 152V151H169ZM214 153V155H218V152H220V155H219V160L218 161H220L222 164H224L225 166H227V170L228 171H225L224 172V174H223V172L222 173H220L219 175L220 176H218V174H216V175H214L213 177H212V179H213V181H211V182H215L216 183V186H217V188H216V186H215V183H213L214 184V187H212L213 185L211 184V185H209V183H205V184H202V186H200L201 184H196V183H187V184H182L180 181H181V178H182V176H183V173H185L186 171H187V169H189V170H191L192 169V167H190L189 166V164H190V162H191V160H193V159H199V157L201 156V155H207V154H213ZM246 152V153H245ZM11 153V154H10ZM181 154V155H179V154ZM247 153H248V155H247ZM252 153V154H251ZM10 154V155H9ZM176 154H177V156H176ZM7 155V156H6ZM183 155V157H181ZM246 155V156H245ZM4 156V157H3ZM9 156V157H8ZM187 156V157H186ZM254 156V157H253ZM140 157H139V159H140ZM189 157H190V159H189ZM195 157V158H194ZM133 158V159H132ZM192 158V159H191ZM135 159H137V161L135 160ZM100 160V159H99ZM135 160V161H134ZM174 161H176L175 163H174ZM100 162V161H99ZM108 162V164H106V166L107 165H109L108 166V169H109V167L111 168V166L114 164L113 163V161H107ZM168 162V163H167ZM81 163H83V164H81ZM79 165H74V166H66V167H68V168H66L65 167V169H64V173H65V175H66V177H68L67 179H70L71 177H74V175H75V170L78 168V169H86V168H88L89 166H90V164L91 163H89V162H86V161H84V162H81ZM111 163H112V165H111ZM174 163V164H173ZM165 164V165H164ZM168 164L169 165H173V166H168ZM111 165V166H110ZM166 166V167H163V166ZM174 165H175V168L173 169V167H174ZM255 165H259V167H258V169H257V167L255 166ZM262 167H261V166ZM113 167V166H112ZM158 167H159V169L162 171V172H160L161 174H159L158 172L160 171L159 169H158ZM187 167V168H186ZM189 167V168H188ZM256 169H255V168ZM261 167V168H260ZM76 168V169H75ZM162 168V169H161ZM166 168V169H165ZM191 168V169H190ZM255 170H254V169ZM264 168V167H263ZM72 169V170H71ZM173 169V170H172ZM248 169V170H247ZM153 170V171H152ZM159 170V171H158ZM178 170V171H177ZM188 170V171H189ZM193 170H195V168L193 169ZM193 170H191V171H193ZM187 171V172H188ZM190 171V172H191ZM235 171V172H234ZM84 173H85V170L83 171ZM92 172V174H94V172L93 171H91ZM146 172V173H145ZM175 172V173H174ZM194 172V171H193ZM67 173V174H66ZM152 173L155 175L156 174V177L155 176H153L152 175ZM69 174V175H68ZM91 174V173H90ZM92 174H91V176H92ZM171 174H173V175H171ZM247 174V175H246ZM171 175V177H173V178H171V177H169ZM161 176V177H160ZM176 176V177H175ZM216 176H217V180H216ZM163 177V178H162ZM80 178V177H79ZM159 178H161L160 179V181L158 180ZM171 178V179H170ZM81 179V178H80ZM169 179V180H168ZM146 180V181H145ZM171 180V181H170ZM176 180H177V182H178V186H176L175 185V183H176ZM216 180V181H215ZM63 181V183L65 182V179L64 180H62ZM81 181V180H80ZM152 181V182H151ZM159 181V182H158ZM164 181H165V183H164ZM166 181H167V183H166ZM172 181H173V183H172ZM221 181V182H220ZM239 181V182H238ZM161 182V183H160ZM210 182V183H211ZM156 183V184H155ZM158 183H160V185L158 184ZM169 183V184H168ZM218 183V184H217ZM219 183H220V185H219ZM3 184H5V183H3ZM152 184H154L153 185V188H150V187H152ZM158 184V185H157ZM206 185H207V188H206ZM164 186V187H163ZM167 186H170V187H167ZM198 186V187H197ZM200 186V187H199ZM208 186H211V187H208ZM219 186H220V188H219ZM156 187H158V188H156ZM159 187H160V191H159ZM166 187H167V189L169 188L170 189V191H167V189H166ZM174 187H179V188H174ZM226 187V188H225ZM85 188V189H84ZM155 188V189H154ZM59 189V188H58ZM58 189H56V188H54V187H51V188H49V187H47L46 189H45V191H44V196H53V195H55V194H57L58 192ZM83 189H84V191L85 192H89V188L88 187H86V186H83ZM173 189V190H172ZM179 189V190H178ZM181 189V190H180ZM155 190V191H154ZM165 190L167 191L166 193H165ZM178 191V193H180V194H178L179 196H181V197H177V194H176V192ZM205 190V191H204ZM250 190H252V189H249V191ZM48 191V192H47ZM151 191H153V192H151ZM157 191V192H156ZM180 191V192H179ZM214 191V192H213ZM219 191V192H218ZM1 192H3V191H0V195H1V197H5V193H1ZM170 192V193H169ZM181 192H182V195H181ZM224 192H225V194L226 193H228V195L226 194H224ZM252 191H250V193H251ZM173 193H175V194H173ZM153 194V195H152ZM167 194H169V195H167ZM3 195V196H2ZM149 195H150V197H152V198H150L149 197ZM185 195V196H184ZM217 195H215V196H217ZM223 196V197H222ZM239 196V197H238ZM183 197H184V199H183ZM186 197V198H185ZM194 197V198H193ZM153 198L155 199L154 201H152L153 200ZM35 199H38V200H35ZM35 199H31V198H26V205H29L30 204V202L32 203H36L35 205L37 206V207H39V208H41V209H44L45 208V210H44V212H42V214H41V217H42V222L44 221V223H43V225L45 226V228H46V233L47 232H50V231H52L53 229H54V227H56V223H57V217H58V213L55 211V210H47L46 209V204H47V200H46V204H44L43 205V203H45L44 201V199L43 200H40L41 198H35ZM148 199H150V200H148ZM14 201V199L13 198H11L10 197V200L8 201V202H6L8 205H10L11 203V201ZM165 200V201H164ZM183 200H185V201H187V202H185V201H183ZM193 200V201H192ZM207 200H206V205H205V203H204V206L202 205L201 207H199V208H197L196 209V212L198 211V213H195V214H198V215H201V214H203L205 211H206V208H208V205H207ZM237 200V201H236ZM39 201H40V203H39ZM43 201V202H42ZM190 201V202H189ZM191 201L193 202L192 204H190L191 203ZM29 202V203H28ZM182 205H181V204ZM232 203V204H231ZM260 203V204H259ZM4 204V203H3ZM39 204H41V205H39ZM185 204V205H184ZM5 205V204H4ZM184 205V206H183ZM189 205V206H188ZM193 205V206H192ZM233 205V206H232ZM191 206V208H188V207H190ZM9 206H5V207H2V206H0V261H1V263L0 264H5V262H4V259H6L7 258V253H6V251L7 252H11V249H12V251H15V250H18V248H19V245H20V243L21 242H24L23 240L26 238V236L30 233V231L32 230L31 228H34V223H32V221L29 219L28 220V218L27 217H23V216H20V214H15V213H18V212H16V211H11L10 209L8 210V209H6V210H4V208H8ZM131 207H132V205H131ZM184 207V208H183ZM187 208H188V210H187ZM262 208V209H261ZM185 211H187V212H185ZM210 209H213L212 207H210ZM202 212H200V211ZM253 210H254V212H253ZM102 211H104L103 213H102ZM100 210V212L98 213H96L97 214V216H98V220H99V222L101 223V221L100 220H102V223H103V225H105V224H108V223H110L111 222V216L109 217V215H111L110 213H108V211H106V210ZM181 211V212H182ZM47 212V213H46ZM54 212V213H53ZM257 212V213H256ZM21 213V212H20ZM55 213H57V214H55ZM106 213H107V215H108V217H107V215H106ZM147 213L149 214V216L147 217ZM236 213V214H235ZM100 214V215H99ZM145 216H144V215ZM154 213H152V212H142L141 214H140V221H141V223H139V222H137V223H135V226L136 227H138V228H136L135 226V230L136 231H138V233L140 232L141 234H139V236H138V238L137 239H140V240H137V242H133V241H131V242H129L130 244H135V243H138V244H151V245H159L161 242H163V240H166L167 238H169L170 236H176V234H177V236H179L180 234H183L185 231H186V229L185 228H183L184 226H180V228H178L179 226H170V229L168 230V229H163L164 231H166V232H163L162 231V228H159L160 230H158V229H156L157 231H158V233H159V235L155 232V234H154V230H151V226H152V224H154L157 220L156 219H158L159 221H161V217H160V215H159V217H158V214H157V217H152V216H156V214H154ZM234 214V215H233ZM44 215H46V216H48V217H46V216H44ZM144 217H143V216ZM152 215V216H151ZM219 215H220V217H219ZM223 215V216H222ZM12 216H14L15 218H13ZM46 217V220H45V218L44 217ZM57 216V217H56ZM227 216H228V218H227ZM17 217H19V219L17 218ZM219 217V218H218ZM238 217V218H237ZM10 218H12V220L10 219ZM25 218H26V220H25ZM107 218H110V219H107ZM147 218H150V219H147ZM237 218V219H236ZM47 219H49V220H47ZM142 219V220H141ZM154 219L156 220L155 222H154ZM213 219V220H212ZM227 219V220H226ZM16 220H17V222H16ZM214 220H216V221H214ZM262 220H264V219H262ZM261 220V221H262ZM9 221V222H8ZM25 221H26V223H25ZM55 221V222H54ZM122 221V220H121ZM219 221H220V224H219ZM233 221V222H232ZM9 224V226L7 225V223ZM14 222H16V225H15V223ZM106 222V223H105ZM144 222V223H143ZM50 223V224H49ZM122 223V222H121ZM123 223H124V221H123ZM149 223H151V224H149V226H146V227H144V225H148ZM11 224V225H10ZM19 224H20V227H19ZM23 224V225H22ZM24 224H25V226H24ZM30 224V225H29ZM51 224H53V225H51ZM56 224V225H55ZM22 225V226H21ZM261 225L263 226V230H264V221L263 222H261ZM30 226V227H29ZM54 226V227H53ZM193 226V224L192 225H190V228ZM225 226V227H224ZM261 226V227H262ZM6 227H7V229H6ZM10 227H12V228H10ZM19 227V228H18ZM167 228H168V226H166ZM176 227V228H175ZM182 227V228H181ZM188 228H189V226H187ZM22 228V229H21ZM28 228H30L29 229V232H26V230L28 231ZM150 228V229H149ZM164 228V227H163ZM173 228H175V229H173ZM220 228V229H219ZM9 229V230H8ZM13 231H15V232H13ZM16 229H18L19 231H17ZM20 229L22 230V232H24V233H22L21 231H20ZM150 230V232H149V230ZM176 229H178V230H176ZM184 229V230H183ZM183 230V231H182ZM225 230V231H224ZM13 233H12V232ZM144 231H145V233H144ZM159 231H161V232H159ZM168 231H170V232H168ZM172 231V232H171ZM6 232H9L8 234H6ZM19 232H21V234L19 233ZM163 232V233H162ZM168 232V233H167ZM182 232V233H181ZM264 232V231H263ZM18 233H19V235H18ZM25 233H26V235H25ZM13 234H14V236H13ZM147 234V237L145 236V235ZM152 234V235H151ZM153 234H154V236H153ZM157 234V235H156ZM21 235H22V237H21ZM8 236H9V238H8ZM11 236H13V237H11ZM21 238H20V237ZM143 236H144V238H143ZM153 236V237H152ZM19 237V238H18ZM80 240V245L79 244H77L76 243V246L77 245H79L78 246V248H75L76 246L74 245V248H73V251L77 254L76 256H77V259H78V255H80V254H82V255H84V256H82V259H84L85 260V258H86V256L88 255V250H89V245H88V243H91V242H93L92 240H90V239H92V238H90V237H87V235L85 234L84 236H83V234L82 235H79V236H77ZM84 239H83V238ZM146 237V238H145ZM149 237H151V238H149ZM236 237H237V239H236ZM236 237H234L233 239V241H232V246H238L240 243L241 244H244V246H250V245H254V243L255 242H257L256 240H257V235H256V233H253V234H251V233H249L248 235H245V237H243V238H240L239 236H236ZM12 238V239H11ZM166 238V239H165ZM11 239V240H10ZM45 239H47V238H45ZM83 239V240H82ZM89 240V242H88V240ZM82 240V241H81ZM20 241V242H19ZM87 242V244L85 243V242ZM143 243H142V242ZM158 241V242H157ZM161 241V242H160ZM241 241V242H240ZM255 241V242H254ZM12 243V244H15V245H12V244H9V243ZM44 242H45V240H44ZM153 242V243H152ZM157 242V243H156ZM234 242V243H233ZM252 243V244H251ZM92 244V243H91ZM130 244H128V245H130ZM236 244V245H235ZM110 245V246H109ZM115 245H117V244H115ZM114 244L112 245L111 243H109L108 244V248H107V245H106V247H105V251H113V252H110V254H115V255H117L118 254V252H120L123 248H124V246H126V244L124 243V244H119V245H121L119 248H116V246H115ZM124 245V246H123ZM8 246V247H7ZM14 248H13V247ZM44 246V247H43ZM88 246V247H87ZM113 246V247H112ZM15 247H16V249H15ZM87 247V248H86ZM113 248L112 250H110V248ZM118 247V246H117ZM6 248H7V250H6ZM40 248V250L41 251H43V250H46L47 252H48V254H50L49 253V251H48V249H46V246L45 245H43L42 244V246L41 247H39ZM41 248H43V250L41 249ZM77 249H78V251H77ZM109 249V250H108ZM120 249V250H119ZM118 250V251H117ZM39 252V253H37V260H39L41 257H42V261H41V259L39 260V261H41V263L42 264H44V263H46L47 262V258L45 257L46 256V251L44 252L45 253V256H44V254L42 255V253L43 252ZM77 251V252H76ZM5 252V253H4ZM81 252V253H80ZM108 252V253H109ZM246 252V251H245ZM244 251H242L241 253H240V255L238 254V257L236 256V255H234V256H230L231 257V262L233 263V262H236L237 264H241V263H244L245 261H246V259L247 258H249V252H246V253H248L247 255H245L246 253H245ZM79 253V254H78ZM221 253V252H220ZM223 254H221V256H225L226 254V256H229V255H231V253H233V252H231V249L230 248H226V250L225 251H223L222 252ZM226 253V254H225ZM47 254V255H48ZM243 254V255H242ZM40 255V256H39ZM245 255V256H244ZM39 256V257H38ZM44 256V257H43ZM243 256V257H242ZM48 257V256H47ZM236 258L237 259V261H236V259H234V258ZM239 257H241L240 259H242L241 260V262H239L240 261V259H239ZM245 257H246V259H245ZM228 258V257H227ZM233 258V259H232ZM76 259V257H75V259H73V261L72 262H74V261H76L77 260ZM81 259V257H79V259L78 260H80V262L81 261H83ZM173 258H170L169 260V264H185V260H184V258L182 257H175L173 260H172ZM44 260H46V261H44ZM233 260V261H232ZM5 261H7V260H5ZM171 261H172V263H171ZM175 261V262H174ZM183 261V262H182ZM24 262H26V263H24ZM44 262V263H43ZM264 262V259H262L261 261H259L258 263L259 264H264L263 263ZM23 264H27V261H23L22 262ZM22 263H20V264H22ZM28 263L29 264H31L29 261H28ZM187 263V262H186ZM215 264L217 263V262H214ZM220 263V262H219ZM219 263H217V264H219ZM222 263V262H221ZM236 263H234V264H236Z\"/></svg>",
	"mask_w": 264,
	"mask_h": 264
}]
</instances>
